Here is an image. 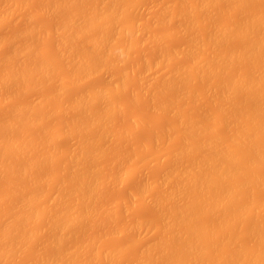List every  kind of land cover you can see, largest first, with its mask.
<instances>
[{
  "label": "rangeland",
  "instance_id": "374dc122",
  "mask_svg": "<svg viewBox=\"0 0 264 264\" xmlns=\"http://www.w3.org/2000/svg\"><path fill=\"white\" fill-rule=\"evenodd\" d=\"M19 1L20 0H7V1L6 0H0V18H3V21L0 19V21H1L0 22V60H2V57L5 60L4 62H6V60L8 61L9 59H11L12 56L15 57V59L17 57H18V59L24 57L25 54H23V56H21V57H19L20 55L17 53H16V55H19L17 57H16V55L15 56L12 55L13 51H11V48L12 49L15 48L16 45H17V48H20L23 46V44H26L28 42V46H29V43H31L30 48L34 47V49H33L34 54L35 53L36 54L32 55V57L35 56L34 57L35 60L33 61L32 58L29 59V57H30V55H29V57L26 60H24L26 57L23 58V60H24L23 62L28 64V66H29V63L32 61H33L32 62L33 66L35 64L38 67H40L41 65L42 66L48 65L50 70H49V74L47 75V78H46V77H42L41 75H39V73L37 71H35L37 73H35V72L33 73L32 72L33 70L30 71L29 70L30 66H29V69L27 70L25 67V65H26L25 64L24 68L20 66L21 69L23 68V70H21L22 73H20V75L22 77L25 76L26 79L23 78V81H22V77H18L19 79L21 78V80H18V78L16 80H18L20 83L18 81L8 82V83L6 82L7 85L3 83L4 86L6 85L5 87L2 86V84H0V122L2 120L3 123H5L4 120H7V121H10L11 123L13 121L16 123L17 118H16V116L13 117L14 114H12L11 112L14 110V113H15L18 111V110L15 111L16 108H18V107L23 108V106H24V105L23 106H18V105H22V104L26 105L29 103V106H30V103L33 104L35 102L34 100H36L37 103H41V102L43 103V104L42 103L40 104L41 107L37 106L38 107L37 108L35 106L37 103L35 102V105L34 104L33 105L37 109L34 108V106L31 107L32 110H30V108H29V110L32 112L29 111L30 112L29 113L30 119H28L27 122L25 121L26 118L25 119L22 118V121L24 119L25 122L21 121V123H18V121L21 120V119H19L17 121L18 124L16 123V125L18 127L13 126L14 128L13 127L9 128V125H8L6 130L3 129L4 132L3 131L0 132V143H1L0 144V152H2V154L7 153L5 155L4 154L1 155V153H0V155L2 156V157L0 156L1 157L0 158L1 159L0 160V168L2 167V169L0 170V176L2 175V172H3V175L0 177V194L3 193L2 195H0V219H1L0 224L2 223L0 225V227L2 228V229L0 228V234H1L0 235V250H1L0 253H3V255H0V258H1L0 264H38V263H36V260L40 264L41 261L45 263L46 261H44V260H47L48 257H50V259L52 257H53V259L55 258L53 260V261H55L54 263L52 262V259H51V261L48 259L47 261L49 262V264H50V262L53 264H56V263L61 264V262H63V260H64V262L62 264H64V263L65 264H78L79 261H84L86 264H136V262L137 263L140 262L138 264H142L143 261L145 264H149L150 262H151L150 264H171L169 262L175 258L174 257L172 259V257L178 256L175 253L176 249H178V251H179V247H177V243L179 244V242H180V244H181L180 247H181V246L185 245L183 243L184 242L183 240H185V239H183V238L188 237V238H186L187 240L192 239V238H189L190 236L187 234H186V236L185 235L183 236V234L187 232V229L189 227L193 226L192 223H196V225L194 224L195 227H193V229L190 232L200 236L201 235L200 230L203 229L202 235L200 236L201 238L199 237V239L197 240L199 242L198 244L200 246L196 242V244L199 247H201V246L204 247V248H202L203 251H201V253L203 252V254H201L199 252H198L199 254H197L199 256H197L195 254L196 255L195 258L198 261L201 260V262H203L201 264H205L206 262H207L206 264H211V263L216 264L217 260L219 261V262L217 261V263H220V261H222L224 259L223 256L227 255L229 252L232 254L234 253L233 255H235V257L236 256L238 257L240 255H241L240 257H242V256L247 257L246 255L249 253L248 250L254 251V250H257L260 245H264V237H263L264 232H262V231H264V228H263V226H264V222H263L264 221V159L259 161V159H256V157H254V158L252 157L253 160H251L252 162L249 163L250 162L249 159H251L250 157L256 155V154L253 155L254 149H257L258 146L264 148V145H263L264 144V132H263V134L262 133L258 134V131H256L257 132L256 134H258V138L255 136L257 138L256 139L257 141L256 142L254 141V143H252V141H250L251 143L249 142L250 144H248L247 141L243 142L244 141L243 140L242 142H240L237 139V143L240 142L241 144L239 143V145H243L240 147H239V145L237 146L238 147L237 150L239 151V155H241V157H243V158L245 157V159L247 161L245 160L246 161L245 162L243 160L245 163L240 164V166H237L236 169L234 168L235 170L238 171V173L236 171L235 174L236 173L237 174L236 175L233 174L234 176L232 178H230L231 176L228 178L225 177V180H223V182H224L223 185L220 184L218 186V185H215V183H214L215 187L213 186V189H214L213 191L215 193V197H217V199L219 198L218 199L219 201H223V199L225 197V200H224L225 202H227L226 197H228L230 192L227 196H225L226 194L224 195L223 191L221 190L222 187L224 188L226 185L228 187L232 186V188L235 185H236V187H239V190L232 192V195H231L232 197L229 195V199H232V201L229 200L230 205L228 207H226V208H228V210L224 207H219L216 209V207H217L216 206L215 208H213V209H215L214 214L213 213L209 214V211L210 212L212 211V210H209V211L207 210V208H208L207 205L210 206V202L204 201L202 198L203 196H202L201 199L204 201V205H206L208 203L206 205L207 211L205 209L201 210L200 212L202 214H199L200 212L197 214V216L199 218H197V216L196 217L193 216L191 224H187L184 222V224H185L184 225L182 222V225H180L179 223H181V221H179L177 229H175V231H176L175 235L174 234L172 235L175 237H173L171 240H169V242L167 239L168 236L165 233L167 230H170V229L167 228L165 231L164 228H166V227H163V228L161 227V225L164 226V222L167 220H165V218H163L165 221L163 219H161L163 216L159 217L162 212H163L162 214L164 215V211H168L169 208L171 209L172 204L174 205V203L170 197V195L172 194L171 190H174L177 188L180 189V187L176 186L177 188L175 187L174 189L170 190V188H173L172 185L175 186V184H178L180 182V179H181V178L180 179L178 178V177H180L179 175L181 174V173H179L178 177H177L179 179L178 180L179 182L175 180V178H176L175 177L174 180H175V182H178V183H175V184L173 183L174 182L173 176L176 175V174H174L175 169H176V168L175 169L173 168L174 165H175V167L179 166L180 168H183L186 171L185 168H189V167L192 168L191 167L192 165H190L191 164L190 161H193V164H194V160L197 158H200L201 155H202V157L204 155L208 157V155L210 153L209 148L212 146H210L209 140H207L208 142L205 141L206 139H211L212 137H214V138L216 137L215 139L217 140L216 141L217 143L214 142V140L211 141V143L214 142V146H215V144L219 143L218 144V146L220 147L219 150H222V151H219L218 148L217 149L214 148V149L216 151L223 152L224 148H226V150H227V147L225 145H227L226 142L228 141V139H229L228 145L230 146V144H232V141L230 142V140H231L230 136L233 140H235V138H234L235 136H237V138H239L238 136H240L239 140H241L242 136L245 135V134H241V132L244 129L248 128V126H249L248 121L250 119H252L253 117L254 118L256 117L255 118L256 124L258 122L257 118H259V120L263 119L262 121H264V113L262 112L261 114H259V112H258L259 115L258 114L255 115L256 110H253L254 108H251V106H253V104L255 103V100L258 102V100L261 99V98H259V96L256 97V95L251 96L252 95L251 90H253L251 85H250L251 86L250 87L251 92L249 91V89L248 90L245 89L244 86L242 88H238V86H237V88H236V85L235 86L233 85L234 86L233 89L236 88L237 92L234 90L233 93L234 92L235 93L232 94L228 99H226L227 94L224 95L222 92H220L221 90L219 91V89H216V88H220L222 81H224V83H222V85L225 84V82L227 81V80H223V78H225V79L229 78V80H230L232 78L234 79L237 75H239V77H240V74H241V77H245V76H243V74L248 75V72L251 75H253V74L255 75V73H253V72L255 71L256 66L259 67L261 65V63H264V54H263L264 51L262 53H260L261 55L257 54L258 56H254V57H253V55L248 56V57H252V59L251 58L243 59V57H242V59L232 58L233 62H231L227 66V63H229V61H231V60L227 61L226 62L227 68H224L223 70L221 69V68H223V64H224V63H221V62H224L222 56H221V59L223 61H221V62L218 59L220 56L219 57L217 56L218 58L215 57L219 60L217 62H216L214 57H210L212 59L214 58L215 62H214V60H213V62L215 65L217 64L216 66H218V68L220 65H222L220 67L221 71H219L220 69L218 70L217 67L215 66L216 67L215 71L216 72H217V70L219 71L217 74H214V73H216V72H214V69H215L214 66H213L214 69L212 70L211 75L209 73V70H211V69L210 68L205 69L207 67L205 63H204L206 66L204 68L205 71H202L203 65H204L203 64L200 73H199V71H197V66H196L200 62H204L205 60L208 61L210 59L209 56L212 55L214 52L216 53V51L222 52L223 50L225 51L228 49V51H226V52H229L230 48L232 50L236 48L239 51V48L242 50L244 49L243 47H244L246 42L249 43L253 39H256L257 41H259L261 32L263 33V34H261V36L262 35L264 36V22L261 23L264 20V14H263L264 13V0H246V1H244L245 3L242 1L244 6L242 3H240L241 0H240V2L238 0H237V2H236V0L235 1L234 0H229V1L228 0H223V1L218 0L219 4L215 3L214 5H212V9H211L212 12L209 11L210 13H208L207 12L208 10L206 11V9H205V11L207 12L205 14L199 13L200 10L204 9V8L201 9L200 6H199V8H200L199 11H196V13H193V12L191 13V9L193 7L196 10V8H195V7H197V6H195L196 2L198 4V1H196V0H195L196 2H194V0H191L192 1L191 3L188 0H120V1L119 0H113L114 2L116 1L115 3L113 1L109 0L110 1L109 2L107 0L108 2L106 1V4H105L104 0H102V1L101 0H95L96 2L94 0H82V1L77 0L75 5L69 4L65 10L63 9L64 11L60 9L61 11L55 12L53 14V16H52V14L49 15L48 12H46L47 10H45L47 15L43 11L44 9L42 8L43 7L42 5H43L44 1L46 2V0H44V1L43 0H24V1H22L23 3H21V4ZM50 1H52V0H50ZM61 1H63V0H61ZM102 2H103V4H102ZM238 2H239V5H238ZM16 3H18V4H16ZM79 3H81V6ZM107 3H108V7H106V9L111 8V6L109 4H111V5L114 4L113 6H115L112 8L113 9L112 15H110L112 13V12L110 13V11L108 13H106L107 16H106V14L102 15V12L104 11V10H102L100 15L90 16V14L95 12V10L98 9L101 4H102L101 7L103 9V8H105L104 5L106 6ZM192 3H193V7L188 11L189 13L187 14V16L186 15L183 16V14L185 12H187L188 8L192 6V5H190ZM213 3H214V1H213ZM4 4H5V6H4ZM13 4H15V5L13 6ZM94 4H95V6H94ZM118 4H120V6ZM211 4H212V2H211ZM232 4L234 5V7ZM96 5H98V6H96ZM185 5L186 6L190 5V6L185 8L184 7ZM235 5H236V7L237 6L238 7L236 8ZM116 6H117L118 10L115 9ZM7 7H8V11L6 14H4L3 11ZM45 7H46V4H45ZM76 7L77 8L79 7V8L75 9ZM163 7H165V9H166V11H165L166 13H168L167 10H170L171 12L174 11V12H172V14H170V15L168 14V16L165 17V15H167V14H165V12L163 11L164 10V9H162ZM183 7L185 8L186 11L183 12V14H181L182 16H180V15L178 16V14L183 11L182 10ZM207 7H210V6H207ZM2 8H4V9H2ZM71 8L72 9L74 8V9L72 10ZM234 8H236V10ZM80 9H82V10H80ZM114 9H115V12H117L116 16H115ZM207 9H209V8H207ZM109 10H111V9H109ZM160 10L164 12V14H165V15L163 14L164 17L161 15L162 12ZM213 10H215V11H213ZM41 11H43V12H41ZM176 11H177V15H176ZM252 11H254V12H252ZM67 12H69V13H67ZM197 12L199 13L198 16L196 15ZM200 12H202V11H200ZM2 13H3V15H2ZM72 13L76 14L77 16L80 14L83 16V18H84V16H89L91 22L93 21L92 22L94 24L93 27L95 26V23H96V26L94 28L93 27L90 28V30H89L86 27V26H88L89 20L85 19L88 22L85 21L84 19L80 20V21L78 20V22H77L78 25L73 26V28L75 27L73 29L74 31L72 30V28H69V29L64 31V33L66 34L65 35L66 38H68V41L65 38L66 39L65 41L68 44L65 43L66 45H64L63 44L64 42L62 41L63 42L62 43L60 41L62 38L61 39L59 38L60 36L61 37L64 36V33L62 34V33L57 31L58 34L60 33L61 35L59 34L60 35L59 37H58V35L55 36L56 32L53 31L52 28L54 26H56V24L60 25L61 23L59 24V22H62V21L64 22V20H65L64 18L67 19V17H63V15L70 17V15ZM246 13H249L248 18L250 20H252L251 17H253V13L256 15L259 14L260 17H262V19H261L262 21L260 23L257 22L255 27L253 26L254 31L252 29H250V30H252L253 35L250 34L248 37H243L241 35V37L239 38V35L241 33H239L240 30H238V29H240L242 26H239V25L237 26V28H238L237 33H239V35H237V36H236V33H234V32H236V30L234 32H233V30L236 29L235 26L237 24H240V22L243 19H245V17H243V16ZM57 14L58 15L60 14V15L58 16ZM108 14L110 15L111 18L108 17L109 16ZM101 15L104 17H102ZM31 16H33V18ZM161 16L163 18H160ZM48 17H50V18H48ZM59 18H60V20H59ZM103 18H105V20L101 21ZM187 18H189V21H186ZM27 19H28V21H27ZM106 19H108V20H106ZM239 20H241V21H239ZM99 21L102 23H100ZM233 21L235 23H236V21L237 22L239 21V22L236 24L234 23L233 26L234 25L235 26H234V28H232L233 30L230 31L229 29H231V28H228V26L231 27L229 23H231V22L233 23ZM104 22H106V23H104ZM80 23H83L85 25H83V24L81 25ZM107 23H109L108 27L105 28V25L107 26ZM32 24H33V26H32ZM99 24L102 25L104 28L102 26H101L102 28H100ZM103 24H105V25H103ZM112 24H113V26H112ZM226 24H227L228 30L230 32H233V33H230L231 34L230 36H228V34L226 33L228 36L227 37L228 41H227V39H225L226 34L223 33V35H224L223 39H225V40H222L220 38V41L222 40L223 42L220 43L219 40H217V44H218V42L220 44L217 45L215 42L216 45H214V46H213V44H210V42H207L210 44V46H208L209 44L207 45L205 42H206V40L208 41V39H209L208 36L213 34V30L215 29V27L218 26L216 28V30L217 29L221 30V28L225 27ZM262 24H263V26H262ZM51 25H52V28H50ZM240 25H242V24H240ZM136 26H137V28L138 27L139 28L137 29ZM111 27H112V30H111ZM133 27L136 30L133 31V29H134ZM143 27H145V28H143ZM95 28H97V30H94ZM55 29H56V27H55ZM101 29H105V30L109 31V32H107V34L110 32L111 33L108 34L109 37H107V34H106V37L108 39L107 40L105 39V43H106V41H107V43L106 44L103 43L104 45H102V47H100V49L101 48L102 49L100 50L98 48L101 51L100 53H102V54H100L101 55L100 58H98L99 57V56H97L98 54H95L97 59H99L97 61L96 58L94 59V57H95L94 52L96 51V53H97L98 51H97V48H95V46H93V45L98 40L100 33H101L100 32ZM36 30H38V31H36ZM113 30H114V33L112 34ZM216 30H214V33H216L215 32ZM250 30H249V32H250ZM24 31H27L26 33H29V31H30L31 36H32V33L34 32V36H32L31 38H30V36L26 37L28 34H26V36H23V35L21 36L20 33L22 34V32H24ZM49 31H51V33H53V32H55V33L50 34V33H48ZM81 31H83V32H81ZM222 31H220V33L217 32V34L218 33L222 34ZM85 32L88 33L87 37H86ZM89 32H90V34H89ZM155 32H157V33H155ZM72 33H74L73 36H72ZM209 33H211V34L209 35ZM17 34L20 35V37L18 36L19 37L18 40L14 36L16 38L15 39L13 37L15 40L12 39V41H8V40H10V38L13 35H17ZM94 34L96 37L94 36ZM205 34H206V36H205ZM75 35L77 37H75ZM91 35H92V37H91ZM157 35H159V37ZM82 37H84L85 39ZM156 37H158V38L156 39ZM213 37H214L213 40L218 38L217 36H215V34ZM213 37H211V38H213ZM86 38L89 40H87ZM90 38H91V40H90ZM93 38H94V40H93ZM150 38H152V39L150 40ZM229 38H230V40H229ZM194 39L198 43H200L199 46H197V47L195 45L193 46V47H195L194 53L196 52V54L193 53V50L191 51V49L193 48L191 45H193L194 43L191 44L190 42L191 41L194 42L195 41ZM261 39L263 41V38H261ZM5 40L8 42H6ZM81 40H83V41H81ZM256 40H254L253 43H256L257 42ZM92 41H93V43H92ZM211 42H212V40H211ZM240 42H242V43H240ZM33 43H35V44L33 45ZM88 43H90V44L88 45ZM198 43L196 44V42H195L196 45H198ZM247 43L245 46H247ZM82 44H85V46ZM189 44H190V48H187V46ZM240 44H241V46H243L242 48H241ZM12 45H14L15 47L14 46L12 47ZM58 45H60V46L62 45V46L60 47ZM225 45L227 47H224ZM250 45H252V44H248V46H250ZM92 46L94 47L93 49H92ZM25 47H26V45H25ZM63 47H64V49H62ZM67 47H70V48H68L69 50L68 49L66 50ZM82 47H83V49L84 48L85 49L82 50L81 49ZM198 47H199V50H198ZM89 48H91V49H89ZM86 49H87V51H86ZM186 49L189 50L188 53H186L187 52ZM92 50H94L93 53H91ZM14 52H15V50H14ZM14 52H13V54H15ZM83 52H84V54H87V55H84ZM221 52H219V53H221ZM162 53H163V55H162ZM81 54H82V56H81ZM184 54L185 55L190 54L189 55L190 57L188 55L185 56ZM217 54H218V52H217ZM223 54H225V53H223ZM223 54L221 53V55H223ZM88 55H90V56H88ZM166 55H167V59H170V60H167L165 58ZM171 55H172V58H171ZM262 55H263V57H262ZM27 56H28V54H27ZM77 56L80 58H78ZM83 56H85L86 58L84 57V59H82ZM198 57H199V60H200V57H202L205 60L203 61V59L201 58L202 61L198 62V60H197ZM189 58H191V59H189ZM207 58H209V59H207ZM237 58H239V57H237ZM261 58H263V59H261ZM36 59H38V60H36ZM81 59L83 61L84 60L87 61L86 64ZM91 59H92V61H91ZM164 59H166V60H164ZM253 59H254V61L252 62ZM79 60L82 62H80ZM93 60H94V62H93ZM256 60H258V61L256 62ZM13 61H15L17 65H19L17 62V59L16 60L13 59ZM21 61L22 60H20L19 62H21ZM43 61H44V63H43ZM4 62L0 63V78H1V76L5 75V73L7 71L6 69L10 70V68H8V66H9L8 63L10 61H8L7 64ZM79 62H80V64H79ZM194 62H195V66H196V72L194 71L195 68H194V65L192 64ZM218 62H220L219 65H218ZM3 63H4V65H3ZM50 63H51V67L49 65ZM91 63L93 66H91ZM145 63H146V65H148L147 67H146ZM16 64L14 63L13 65H15L16 68L19 67ZM98 64H100V66ZM191 64L193 67H191ZM208 64H210L209 61H208ZM77 65H79L77 67L78 69L76 68ZM82 65L84 66L83 68L80 67ZM85 65H87V66L85 67ZM212 65L213 64L211 62L210 67ZM224 66H225V64H224ZM87 67H88V69H86ZM95 67H97V68H95ZM184 67H186V68H184ZM188 67L191 69L189 70ZM200 67L201 66H199L198 70H200ZM208 67H209V65H208ZM4 68H6V69H4ZM81 68L83 69V71ZM187 68H188L189 72H187ZM260 68H261V66L259 67V69ZM18 69H20V68H18ZM18 69H16V70H18ZM146 69H147V73H146ZM251 69H253V70H251ZM16 70L13 69V71H16ZM78 70H81L82 72L78 71ZM85 70H86V72H88L90 70V72L89 73L85 72L86 73L85 74L84 73ZM177 70L180 72L181 77H178V75L173 76V74L175 72L178 73ZM192 70L194 71L193 74H191ZM13 71H9V72H13ZM185 71L187 72V75H186ZM238 71L239 72L242 71V73L240 72V74H239ZM250 71H253V72L251 73ZM23 72H25V73H23ZM127 73H128V75H126ZM183 73L185 75L184 78H186L185 80L182 79ZM26 74H28V77H26L27 76ZM137 74L139 75V77H140V75H142L140 79H139V77H137L138 76ZM180 74H179V76H180ZM207 74L209 76H206ZM229 74H230V76H229ZM165 75H167V77ZM171 75L173 76L174 79H170L172 77ZM217 75H220V76H217ZM256 75H255V78H254V76L253 77L250 76V78H252V80L250 78H247V79H249L248 83H251L253 81L256 83L257 80H259L258 78L256 80ZM29 76L32 78L31 80H30ZM257 76H259V75H257ZM36 77L37 78L39 77V78L37 79ZM164 77L166 78V80ZM236 78H238V77H236ZM259 78H260V76H259ZM27 79L29 82H31L34 79L33 84H31L32 82L31 83L27 82ZM181 79H182V81H181ZM24 82L27 84L25 85ZM170 82H172V83H170ZM212 83H213V85H212ZM214 83H215V85H214ZM13 85L15 87L17 85L18 86L16 88H14ZM244 85H246V84H244ZM30 86L33 88L31 89ZM164 87H166V88H164ZM224 87H226V86L223 85V87L221 89L223 90ZM230 87H231V85H230ZM153 88L155 90H153ZM188 88H190V91L188 90ZM207 88H209V89H207ZM143 90H144V92H143ZM184 90H185V92L183 93L182 91H184ZM208 90H209V92H208ZM212 90L214 91V94L212 93ZM217 90H218V92H220L224 96H226V98L222 94L221 95L223 97L220 96V94L217 92ZM96 91H99V93L102 92L103 94H101V96H97L98 92H96ZM177 92H179V93H177ZM229 92H231V91H229ZM249 92L251 94L250 97H253V99H254V100L252 99V101L250 100L252 105H250V103H248V101H247L248 99H246V98H249ZM253 92H256V91L253 90ZM5 93L6 94L9 93L10 95L8 94L9 96L7 95L8 97L5 98L6 97ZM89 93H91V94H89ZM156 93H158V94H156ZM164 93H166V94H164ZM259 94L261 97L262 96L261 93H259ZM87 95L90 97H88ZM228 95H230V94H228ZM180 96H181V98L179 99ZM3 97L5 98V100L7 99L6 102L4 101ZM39 97H42V98H39ZM231 97H233L232 100H231ZM86 98H87V100H86ZM90 98H91V100H90ZM219 98H220V100H219ZM262 98L264 99V96ZM37 99H39V102ZM80 99H81V101L83 100L82 105H81L82 107L76 106L77 101H79ZM172 99H173V101H172ZM43 100L45 103L43 102ZM84 100L87 101L86 105L84 104L85 103ZM158 100H160V101H158ZM226 100H227V102H226ZM229 100H230V102H229ZM154 101H156V102L154 103ZM169 101H171V102H169ZM231 101H232V103H231ZM261 101H262V99H261ZM223 102H225V104ZM235 102H238V104H239L236 107H235V104H237V103H235ZM245 102H247V103H245ZM257 102H256V105H254L256 107H257ZM263 102H264V100H263ZM151 103H153V104H151ZM163 103H165V104L163 105ZM16 104H18V105H16ZM226 104H227V106H226ZM229 104L230 105L233 104L234 107L229 106ZM12 105H13V107H12ZM262 105H264V103ZM219 106H220V109H219ZM85 107H86V109H84ZM247 107L249 108V110ZM226 108H227V110H226ZM41 109L43 110V112ZM79 109H81V110H79ZM244 109H246V110H244ZM39 110H41L42 113H40ZM225 110H226V112H224ZM19 111H18V113H19ZM86 111H87V113H86ZM246 111H248V112H246ZM257 111H259V110H257ZM238 112H240V113L238 114ZM31 113L34 115L32 116ZM79 113H82L81 115H83V113H84L83 116H85V117L81 116ZM177 113H180V114H177ZM37 115H39V116H37ZM178 115L181 116L182 118H180ZM223 115H224V117H223ZM232 115H234V116L237 115V116L234 117ZM241 115H243V116L241 117ZM246 115H247V117H246ZM1 116H2V118H1ZM98 116H100V117H98ZM220 116H221V118L223 117V121H221L222 120L221 118H218L221 121V123L219 124L218 120L216 121V119H217V117H220ZM229 116H230V118L228 119ZM38 117H39V119H38ZM243 117H245V118H243ZM248 117H249V120H248ZM12 118L13 119L16 118V121L15 120L12 121ZM36 118H37V120H36ZM92 118H93V120H92ZM180 119H181V121H180ZM186 119L187 120H191V119L194 120L195 119L194 121H196L197 119H200L201 120L200 125L203 126L204 127V128L202 127L203 130H205V131L202 130L199 132V134H196L195 135L196 138L192 137L193 140L190 139L191 138L190 137L188 142H186V140H188V138L185 140L186 135L184 136L185 137L184 140L182 138L183 137L182 134L184 131L183 132L181 131L182 133H179V134L177 133V132H179V130H178L179 127L181 129L183 124L188 122V121H185ZM235 119H237V120H235ZM31 120H32L33 124H31ZM233 120H234V122H233ZM252 121H254V119H252L251 122ZM34 122H37V124ZM94 122H96V123H94ZM235 123H237L238 125L236 124V126H235ZM260 123L261 122H259V126L262 127L260 125ZM262 123H264V122H262ZM2 124H0V125H2ZM21 124H22V126H21ZM189 124H190V122H189ZM198 124H199V122H198ZM198 124L196 126L199 130L201 128H199ZM251 124H253V123H251ZM256 124L254 125V127H256ZM187 125L188 124H186V126ZM191 125L192 124H190V126ZM227 125L228 126L230 125V126L228 127ZM262 125H264V124H262ZM186 126H185V129H187ZM190 126H189V129H191ZM213 126H215V127H213ZM243 126H245V127H243ZM0 127H2V126H0ZM197 128H196V130H197ZM241 128L243 129L242 131L240 130L241 132H239L241 135L238 132H236V134L238 133L239 135L238 134L234 135L235 131L238 129H241ZM256 128L257 129H255V130H261L260 128L258 129V125ZM10 129H13L12 130L13 132ZM250 129L246 130L245 132L243 131V132L248 133L247 131H250ZM252 130L254 131V129H251V131ZM188 131L189 130L185 131L184 133L187 134L186 132H188ZM253 131H252V133H248V134L249 135L254 134ZM190 132H191V130H190ZM193 132H194V129H193ZM193 132H191V133H193ZM230 132H232V133H230ZM10 134L11 135L13 134V137H11ZM201 134H203V136H201ZM211 134H213L214 136ZM232 134L234 136H232ZM197 135H199V136H197ZM260 135H262L263 137H261ZM187 137H189V135ZM201 137H202V139L204 138V140H202ZM252 139H253V137H252ZM10 140H12L11 144L9 143ZM16 140L17 141L19 140L18 143L21 140L24 143H25L24 140H27L26 143H28L30 141L32 149H29L30 148V145H29V146H27V147H29V148H27V150H25V151L22 150L19 152L17 150V148H14V147H16L15 145L18 144L16 142ZM200 140L205 141L206 144L204 143V145L206 146L205 150L207 153L204 152L203 150H201L202 148L204 149L205 146L202 144L203 142L202 143L200 142ZM259 140H260V142H259ZM192 141H193V143H192ZM7 142L9 143V145L7 144ZM184 142H186V143H184ZM197 142H199V143H197ZM229 142H230V144H229ZM220 143H222V144L220 145ZM223 143H224V145H223ZM237 143L234 144V142H233V146L234 145L236 146ZM255 143L257 144L256 148L252 146V144L254 145ZM186 144H188L189 147H191V150H189V151L187 150V149H190L188 146H187V149H182V148H185ZM193 144H194V148L192 149ZM197 144H200L201 146H204V147L201 148L200 145L197 146ZM260 144H262V146ZM250 146H251V148H250ZM3 147H5V148H3ZM215 147H217V145ZM6 148H7V151H6ZM199 148H200V150H199ZM231 148L232 147H230V149ZM262 148H260V149L264 150ZM230 149H229V152H231ZM247 149L248 150L251 149L252 151L251 150L248 151ZM9 150H10V152H9ZM85 150H87V151H85ZM231 150L234 151L233 148ZM237 150L235 149V151H237ZM46 151H48V153ZM213 151L211 149V153ZM24 152H26V153H24ZM203 152L206 153L207 155L202 154ZM86 153H89V154L87 155ZM195 153H196V155H195ZM255 153H256V151H255ZM181 154H183V156H180ZM231 155H232V152H231ZM9 156H10V158H12V160L10 158H8ZM247 156H249V157L247 158ZM173 157H175V158H173ZM177 157L178 158L180 157L178 161H177V159H178ZM233 157H234V155H233ZM211 158H213V157H211ZM237 158H239V157H237ZM200 159L202 161V158H200ZM16 160L18 162H16ZM27 160H30L31 162H29ZM240 160H241V158H240ZM174 161L177 163V165ZM179 161H181V162H179ZM221 161L223 162L224 159ZM24 162H26V163H24ZM28 162L32 163L33 165L30 166V169L28 168L27 172H25L26 170L24 172L21 170H18V171H11L10 170V167L12 164L19 166L17 168L20 169L21 167L24 166V164L25 165L29 164ZM187 162H188V165H187ZM195 162H196V160H195ZM197 162H199V160ZM208 162L207 163L201 162L202 163L201 166L203 165V167H204L206 164H210ZM225 162L226 161H224V163ZM239 162H237V163H239ZM71 163H72V165H71ZM211 163L213 164V162H211ZM215 164L213 166H215ZM219 164H220V162H219ZM230 164H231V167L236 166V165H233L236 163H233V164L230 163ZM197 165H198V167L201 168V166L198 163H196V164H194L193 169ZM227 165H228V163H227ZM210 166H211V164H210ZM213 166L211 168H209L208 166H207V168L204 167L205 168V169H203L204 175H205V172L207 171L206 169H208V170L212 169ZM4 167H6V168H4ZM70 168H72L71 169L72 171L70 170ZM169 168H170V170L174 169V173L172 171L170 172ZM193 169H192V171L196 172ZM195 169L200 170L199 168H195ZM178 171L182 172L183 170L178 169ZM178 171L176 169V173H178ZM189 171H191V170H189ZM209 171H211V170H209ZM19 172H22V174L20 175ZM199 172H203L202 169ZM10 173H11V175H10ZM167 173H169V174H167ZM172 174H174V175L172 176ZM208 174L210 175V172H208ZM208 174H206V176H208ZM13 175H16L17 177L16 176L12 177ZM167 175H168V177H166ZM200 175H202V173H200V174L197 173V177L198 176L202 177ZM204 175H203V177H206ZM8 176H9V178H8ZM81 176H83L85 178L81 179ZM92 176H94L93 179H92ZM15 177H16V179H15ZM162 177H163V180H162ZM166 178H168V179H166ZM100 179L102 182L99 181ZM198 179L203 180L205 178H197L196 179L197 182L194 181L195 184L197 183V185H198V182H199L200 183L199 185L202 186L201 182H203V181H199ZM222 179L223 178H221V180L215 179V181L218 183H222ZM228 179H230V180H228ZM160 180H162V181L160 182ZM218 180H220V181H218ZM95 181H96V183H95ZM156 181H157V183H156ZM182 181H184V180H181V182ZM153 182H154V184H153L154 186L152 185ZM164 182H165V184H163ZM181 182H180V184H181ZM188 182L189 181H187V184H188ZM226 182H227V184H226ZM14 183L16 184V186H13V185H15ZM89 183H90V185H88ZM91 183H92V189L91 188L89 189V187H91ZM101 183L103 185H100ZM182 183H185V181ZM218 183H216V184H218ZM77 184H79V185H77ZM167 184H168V186H166ZM195 184H193V185H195ZM7 185H9V186H7ZM74 185L76 186V189H75ZM94 185H96L97 188ZM156 185L157 186L159 185L160 187H157ZM161 185L162 186L165 185V187L164 186L162 187ZM182 185H180V186H182ZM199 185H198V187H199ZM221 185H222V187H221ZM12 186L14 188H11ZM61 186H63L64 188ZM82 186L86 187V188H81ZM137 186H139V187H137ZM169 186H170V188H169ZM178 186H179V184H178ZM188 186H184V187L187 188ZM240 186H242V187H240ZM161 187H162V189H161ZM184 187H182V188H184ZM216 187L218 189L217 190L218 192L217 191L215 192ZM140 188L144 189V190L141 191ZM186 188H185V192L187 194H185V195L189 196V197H185V195H184V197L183 198L181 197V198L184 199L185 201H186V199H188V201H191L192 198H193L192 201L197 200L195 197V195H196L195 193H197L196 196L198 197V189L199 188L196 190V188L194 186L193 191L196 190L195 193L194 192L191 193L192 190L190 192H187V190L189 188H187V189ZM17 189H19V190H17ZM77 189H79V190H77ZM83 189H86L87 191L83 190ZM136 189H137V191H136ZM7 190H8V192H7ZM76 190H77L78 195H76L77 194ZM88 190L89 191L92 190V194ZM99 190H100V192H98ZM16 191H17V193L14 194ZM81 191H82V193H81ZM93 191L95 192V194ZM161 191H162V193H161ZM213 191H212V193H213ZM6 192H7V194L4 195V193H6ZM73 192L76 193L75 194L76 196L74 195ZM169 192L171 194H169V196H168ZM58 193L60 195H58ZM199 193L202 194V191H199ZM22 194H24V196H22ZM62 194H64V196H62ZM137 194H139V195H137ZM180 194H182V193L180 192ZM180 194H179V196H181ZM31 195H34L35 200L29 209L30 213H31L30 218L27 220V218L29 217V216H27L26 220L25 221L23 220V223L18 222L13 227V235H12L13 237H11V238L3 237L1 231H3L4 229H7L5 226L8 227V221L15 219L16 215H19L20 212L22 211V209L24 208L23 207L24 201H22L21 199L23 198V200H24V198L26 199L28 196H31ZM87 195H89V196H87ZM158 195H161V196H158ZM202 195H204V194H202ZM85 196L87 198H85ZM171 196L173 197L174 195H171ZM176 196H178V195H176ZM192 196H194V197H192ZM220 196H221V198H220ZM20 197H22V198H20ZM94 197H96V198H94ZM164 197H165V199H164ZM211 197L212 196H210L209 198H211ZM93 198H94V200H93ZM152 198L158 199L156 202H157V204H160V205H157L155 203L154 199H153L154 203H152ZM168 198H169V200H167ZM178 198H180V197H178ZM175 199H174L175 205L173 206V208L174 207L175 208L173 209V211H176L175 213H178L177 210L180 207V205H182L181 207H183L182 202L184 200L182 201L181 199H179V200H181V201H179V203L180 202L181 203L179 204V206H177L176 204L178 203V201ZM211 199H213V198H211ZM170 200L172 201V203ZM198 200H199V198H198ZM202 200H201V204L203 203ZM194 202H196V201H194ZM198 202H196V203L198 204ZM205 202H207V203H205ZM12 203H14V204L12 205ZM163 203L166 205H164ZM185 203L187 205V202H185ZM91 204H92V207H91ZM201 204L199 202L198 205L201 206ZM188 205H189V203H188ZM188 205L185 207H188ZM154 206H156V208H158V210ZM164 207H166V208H164ZM195 207H196V205H195ZM203 207L205 208V206H203V204H202L201 209ZM91 208H93L92 209L93 211H91ZM176 208H177V210H176ZM197 208L199 211V209H200L199 206L196 207V210H197ZM209 208H211V206ZM96 209H97V211H99L98 212L99 214L97 213ZM180 209H179V212L182 210V209L181 210ZM221 209H222V211L225 209L226 210L223 211V213H222ZM107 210H109V211L105 213V211H107ZM183 210H186V208ZM204 210H205V212H204ZM169 211H168V213L170 214ZM219 212H220V214H218ZM30 213H29V215H30ZM7 214L10 216L8 217ZM165 214H167V212ZM172 214H174V212H172ZM172 214H170L171 217H172ZM212 215L213 216L215 215V216L212 217ZM19 216H17V217H19ZM156 218H158V219H156ZM168 218H169V216H168ZM6 219H8V221H6ZM160 219L163 220L164 222H162V221L160 222ZM221 219H223V220H221ZM138 220H142V221H139L140 224H139ZM259 220H261V221H259ZM133 221H134V223H133ZM4 222H6V223H4ZM54 223L56 224L55 226L53 225ZM135 223L137 224V226L140 225L141 228H139V226L134 227V225H136ZM160 223H163V224L160 225ZM131 224H133V225H131ZM174 224H177V223H174ZM63 225H64V227H60ZM165 225H167V224H165ZM201 225H202V227H201ZM168 226H169V224L167 225V227ZM197 226L200 229V230L199 229H197V230H199L200 232L195 231ZM255 226H257V227L260 226L259 228H262V230L260 231V229H259L258 232L256 233L255 231L257 230V227H255ZM65 227L66 228L68 227V228L66 229ZM128 227H129V229L131 227H133V228H131V230H129V229H127ZM147 227H149V229H147ZM159 227H161V228H159ZM173 227L175 228L176 225ZM254 227H255V229H254ZM64 228H65V230H63ZM169 228H171V225L169 226ZM184 228H187V229H185V232L183 231L184 232L183 233L181 230H184ZM134 229H136V230H134ZM188 230H190V229H188ZM204 230L205 231L209 230L211 233L205 232ZM249 230H250V232H249ZM112 231H113V233H112ZM163 231H165V233ZM172 231L174 232V230H172ZM172 231H169V232L172 233ZM252 231H254L256 234L252 233ZM169 232H167L168 235H169ZM199 233H200V235H199ZM178 234H180V235H178ZM25 235H27V236H25ZM62 235H64V236L62 237ZM160 235L164 238H162ZM54 236H56L57 239ZM208 236H209V238H208ZM93 237H95V238H93ZM156 237H158V239ZM169 237L171 238V236H169ZM259 237L263 238V240L259 239ZM14 238H16V239H14ZM54 238L56 240H54ZM61 238H63V239H61ZM91 238H93V239H91ZM206 238L208 240L211 239L210 240L211 242L206 241ZM221 238L223 240H221ZM227 238H228V240H226ZM252 238L253 239L256 238V240H253ZM86 240H87V242H86ZM89 240L93 241V243L91 242V244H90ZM94 240L96 243L94 242ZM187 240H185V243ZM212 240H213V243H212ZM3 241L7 242V243L5 244ZM11 241H13V242H11ZM159 241H161V242H159ZM181 241H183V242H181ZM259 241L261 244L259 243ZM1 242L3 243V245ZM88 242H89V244H88ZM172 242H173V244H172ZM83 243H87V244H83ZM150 243H151V245H150ZM211 243L213 245H210ZM215 243H217V244L215 245ZM81 244H82V247H85L84 248L85 250L81 247ZM162 244H164V245H162ZM205 244H207V245H205ZM5 245H6V247H5ZM85 245H87L88 247ZM89 245L91 246V248ZM118 245H119V247H118ZM148 245H150V246H148ZM79 246H80V248H79ZM8 248L9 249L12 248V250H11L12 252L9 255L5 254V252H4ZM113 248L116 249V250H114L115 251L114 253L119 251L118 253H116L117 256L115 254L112 255L113 258L115 259L114 261H112L113 258L112 259L110 258V257H112L109 253L110 251L108 252V249L113 250ZM119 248H120V250H119ZM182 248L183 247H181V250H183ZM260 248H262V246ZM52 249L55 251H52ZM86 249H88V250H86ZM174 249H175V251H174ZM205 249H207V250H205ZM236 249H238V250H236ZM105 250H106V252H105ZM148 250L149 251L151 250V251L148 253ZM155 250H157V251L155 252ZM241 250H244V251L242 252ZM58 251H59V253H58ZM161 251L164 254H162ZM178 251H177V253H178ZM231 251H234V252H231ZM251 251H250V253H251ZM184 252H182L181 254L185 255L186 252L185 253ZM188 252L192 253L193 251L191 252L189 250ZM140 253H143V254H140ZM146 253H148V254L146 255ZM159 253H161V254H159ZM172 253H174V254L172 255ZM60 254L62 257L60 256ZM67 254H68V256H67ZM92 255L94 258L92 257ZM94 255L97 256L98 258L95 257ZM139 255H141V256H139ZM160 255H162V257ZM184 255H179V257L180 256H181L180 258L183 257L182 258V260H183ZM187 255H189V254H187ZM156 256H158V257H156ZM4 257H6V258H4ZM187 257L188 256H186L185 258L188 260L190 257H188V258ZM107 259H109V260H107ZM137 259H139V260H137ZM140 259H142V260L145 259V260H143L141 263ZM186 259H184L182 262H180L181 261L180 260L179 261L180 264H182L183 262L185 263ZM67 260H68V263H67ZM93 260H94V262H93ZM146 260H147V262H146ZM189 260L187 262L192 264V262H190ZM42 262H41V264H43ZM89 262H91V263H89ZM187 262L185 264H188ZM220 264H222V262ZM226 264H228V263H226Z\"/></svg>",
  "mask_w": 264,
  "mask_h": 264
},
{
  "label": "bare ground",
  "instance_id": "6f19581e",
  "mask_svg": "<svg viewBox=\"0 0 264 264\" xmlns=\"http://www.w3.org/2000/svg\"><path fill=\"white\" fill-rule=\"evenodd\" d=\"M6 1H7V0H6ZM22 1H24V0H20V1H19L20 4L23 3ZM43 1H44V0H43ZM76 1H77V0H63V1H61V0H60V1H59V0H57V1H56V0H54V1H53V0H52V1H50V0H46V2L44 1L43 5H42V4H41V5L43 6L42 8L44 9L43 11H44V13H45L46 15H47L46 12H48L49 15L52 14V16H53V14H54L55 12H57V11H61V10H63V9L65 10L66 7H67L69 4H74V5H75V4H76ZM81 1H82V0H81ZM94 1H95V0H94ZM101 1H102V0H101ZM106 1H107V0H104L105 4H106ZM108 1H109V0H108ZM108 1H107V2H108ZM110 1H113V0H110ZM110 1H109V2H110ZM119 1H120V0H119ZM188 1H189L190 3L192 2L191 0H188ZM188 1H187V2H188ZM196 1H198V4H197ZM196 1L194 0V2H196V5H195V6H197V7H195L196 10H195L194 7H193V3L190 4V5H192L191 7H189L190 5H188V6L185 5V6H184L185 8H186V7H189L188 10H187V12H185L186 10H185V8L183 7V9H182L183 11H182V12L180 11L181 9L179 10L181 13H179L178 16H179V15L182 16L181 14H183V12H185V13L183 14V16H184V15L187 16V14L189 13L188 11H189L192 7H193V8L191 9V13H192V12H193V13H196V11H199L200 8H201V9L204 8V9H203V10H200V11H202V12L199 11V13H201V14H205V13H207V12L210 13L209 11L212 12V10H211V9H212V5H214L215 3L219 4L218 2H219L220 0H219V1H218V0H196ZM213 1H214V3H213ZM222 1H223V0H222ZM228 1H229V0H228ZM234 1H235V0H234ZM238 1L240 2V0H238ZM242 1L244 2V1H246V0H241L240 3H242ZM16 2H17V1H16ZM19 2H18V3H19ZM37 2H38V1H37ZM95 2H96V1H95ZM113 2H114V1H113ZM113 2H112V3H113ZM115 2H116V1H115ZM115 2H114V3H115ZM209 2H210V3H209ZM211 2H212V4H211ZM236 2H237V0H236ZM239 2H238V5H239ZM3 3H4V2H3ZM9 3H10V2H9ZM18 3H16V4H18ZM25 3H26V2H25ZM244 3H245V2H244ZM45 4H46V7H45ZM79 4H80V6H81V3H79ZM102 4H103V2H102ZM102 4H101V5H102ZM224 4H225V3H224ZM233 4H234V3H233ZM233 4H232V5H233ZM242 4H243V3H242ZM14 5H15V4H13V6H14ZM101 5H100V7H99L100 9H99V8L96 9L95 12H93V13L90 14V16H97V15H100L101 12H102V10H104V11L106 10V11H107V12H106V11H105V12L103 11L104 13L102 12V15H105V14L108 13L109 11H110V13H111L112 10H113L112 8L115 7V6H113L114 4H113V5L109 4V5L111 6V8H107V9H106V7H108V3H107L106 6L104 5L105 8L102 9ZM118 5L120 6V4H118ZM118 5H117V6H118ZM227 5H228V4H227ZM236 5H237V4H236ZM236 5H235V7H236ZM4 6H5V4H4ZM80 6H79V7H80ZM94 6H95V4H94ZM96 6H98V5H96ZM110 6H109V7H110ZM117 6H116L115 9H117ZM199 6H200V8H199ZM207 6H210V7H207ZM220 6H221V5H220ZM243 6H244V4H243ZM79 7H78V8H79ZM166 7H167V6H166ZM233 7H234V5H233ZM233 7H232V8H233ZM237 7H238V6H237ZM237 7H236V8H237ZM18 8H19V7H18ZM78 8L76 7L75 9H78ZM207 8H209V9H207ZM236 8H234V9L236 10ZM2 9H4V8H2ZM2 9H1V10H2ZM60 9H61V10H60ZM71 9H72V8H71ZM73 9H74V8H73ZM73 9H72V10H73ZM109 9H111V10H109ZM115 9H114V12H115ZM162 9H164V10H163L164 12L166 11L165 7H163ZM205 9H206V11H207V10H208V11L206 12ZM214 9H215V8H214ZM239 9H240V8H239ZM36 10H37V9H36ZM45 10H47V11L45 12ZM64 10H63V11H64ZM69 10H70V9H69ZM80 10H82V9H80ZM117 10H118V9H117ZM248 10H249V9H248ZM260 10H261V9H260ZM7 11H8V7L5 8V10L3 11V13L6 14ZM34 11H35V10H34ZM43 11H41V12H43ZM160 11H161V10H160ZM163 11H161L162 14L160 13L163 17H164L165 14H167V15H165V17H166V16H168V14L170 15V14H172V12H174V11L171 12L170 10H167L168 13L165 12V14H164ZM213 11H215V10H213ZM73 12H74V11H73ZM170 12H171V13H170ZM252 12H254V11H252ZM3 13H2V15H3ZM37 13H38V12H37ZM37 13H36V14H37ZM67 13H69V12H67ZM116 13H117V12H115V16H116ZM199 13L197 12L196 15L198 16ZM11 14H12V13H11ZM42 14H43V13H42ZM60 14H61V13H60ZM60 14H59V15H60ZM72 14H73V15H72ZM72 14L70 15V17H69V16H64V15H63V17H67V19L64 18V19L66 20V21L64 20V22H63V21H62V22H59V21H58L59 24L61 23L60 25L56 24V26H54L53 28H52V25H51L50 28H52V30L55 31L56 33H55V32L51 33L52 30L49 31L48 33H50V34H54V33H55V36L58 35V37H59V36L61 35L60 33L63 34L65 30H67V29H69V28H72V30H73V29L75 28V27L73 28V26L78 25V23H77L78 20L80 21V20H83V19H84V20H85V19L89 20V22H88L87 20H85V21L88 22V26H86V27H87L89 30H90V28L93 27V25H94V24L92 23L93 21L91 22L89 16H84V18H83V16L79 14V15H78V16L80 17V18H79L76 14H74V13H72ZM112 14H113V12H112L110 15H112ZM163 14H164V15H163ZM173 14H174V13H173ZM242 14H243V13H242ZM260 14H261V13H260ZM263 14H264V13H263ZM27 15H28V14H27ZM57 15H58V14H57ZM59 15H58V16H59ZM102 15H101V16H102ZM108 15H109V14H108ZM110 15H109L108 17H110ZM176 15H177V11H176ZM208 15H209V14H208ZM211 15H212V14H211ZM245 15H246V16H245ZM245 15L243 16V17H245V19H243V20L241 19L242 21L239 20V21L242 22V23L240 22V24H242V25H240V24H237L236 26L234 25L236 29H234V30L232 29V28H234V26H233V24L235 23L234 21H233V23L231 22L232 24L229 23L231 27L228 26V28H231V29H229L230 31L233 30V32H234V31L236 30V32H234V33H236V36L239 35V33H241V34L239 35V38L241 37V35H242L243 37H248L250 34L253 35V34H252V30L254 29L253 26L255 27L257 22L260 23V22L262 21V20H261L262 17H260L259 14L256 15V14L253 13V17H251L252 20H250V19L248 18V17H249V16H248L249 13H246ZM254 15H255L256 17H255ZM52 16H51V17H52ZM106 16H107V14H106ZM158 16H159V15H158ZM162 16H161L160 18H163ZM172 16H173V15H172ZM172 16H171V17H172ZM188 16H189V15H188ZM190 16H191V15H190ZM201 16H202V15H201ZM29 17H30V16H29ZM29 17H28V18H29ZM31 17L33 18V16H31ZM34 17H35V16H34ZM46 17H47V16H46ZM87 17H88L89 19H88ZM102 17H104V16H102ZM112 17H113V16H112ZM176 17H177V16H176ZM193 17H194V16H193ZM243 17H242V18H243ZM257 17H258V18H257ZM48 18H50V17H48ZM94 18H95V17H94ZM110 18H111V17H110ZM110 18H109V19H110ZM177 18H178V17H177ZM209 18H210V17H209ZM237 18H238V17H237ZM253 18H254V19H253ZM0 19L3 21V18H0ZM22 19H23V18H22ZM25 19H26V18H25ZM54 19H55V18H54ZM152 19H153V18H152ZM157 19H158V18H157ZM168 19H169V18H168ZM192 19H193V18H192ZM207 19H208V18H207ZM247 19H248V20H247ZM7 20H8V19H7ZM23 20H24V19H23ZM30 20H31V19H30ZM51 20H52V19H51ZM55 20H56V19H55ZM59 20H60V18H59ZM103 20H105V18H103L101 21H103ZM106 20H108V19H106ZM110 20H111V19H110ZM113 20H114V19H113ZM174 20H175V19H174ZM183 20H184V19H183ZM244 20H245V21H244ZM246 20H247V21H246ZM27 21H28V19H27ZM153 21H154V20H153ZM178 21H179V20H178ZM186 21H189V18H187ZM194 21H195V20H194ZM239 21H238V22H239ZM0 22H1V21H0ZM87 22H86V23H87ZM99 22H100V21H99ZM99 22H98V23H99ZM106 22H107V21H106ZM106 22H104V23H106ZM157 22H158V21H157ZM183 22H184V21H183ZM238 22L236 21V23H238ZM243 22H244V23H243ZM263 22H264V20H263L261 23H263ZM28 23H29V22H28ZM76 23H77V24H76ZM100 23H102V22H100ZM109 23H110V22H109ZM109 23H107V26H106L105 24H103V25H105V28L108 27V24H109ZM112 23H113V22H112ZM151 23H152V22H151ZM177 23H178V22H177ZM181 23H182V22H181ZM195 23H196V22H195ZM236 23H235V24H236ZM51 24H52V23H51ZM80 24L82 25L83 23H80ZM147 24H148V23H147ZM229 24H228V25H229ZM83 25H85V24H83ZM86 25H87V24H86ZM238 25H239V26H242L243 28L241 27L242 29H241V28L238 29V28H237ZM24 26H25V25H24ZM32 26H33V24H32ZM79 26H80V25H79ZM95 26H96V23H95ZM95 26H94V27H95ZM99 26H100V28L103 27V26L100 25V24H99ZM101 26H102V27H101ZM112 26H113V24H112ZM130 26H131V25H130ZM132 26H133V25H132ZM186 26H187V25H186ZM191 26H192V25H191ZM258 26H259V25H258ZM260 26H261V25H260ZM262 26H263V24H262ZM55 27H56V29H55ZM76 27H77V26H76ZM94 27H93V28H94ZM134 27H135V26H134ZM134 27H133V28H134ZM140 27H141V26H140ZM145 27H146V26H145ZM145 27H143V28H145ZM178 27H179V26H178ZM212 27H213V26H212ZM212 27H211V28H212ZM217 27H218V26H216L214 30H216ZM225 27L227 28V24H226ZM225 27L221 28V30H220V29H219V30L217 29V30L215 31L216 33H214V30H213V34H211L212 32L209 33V35H210V34H211V35L208 36V37H209V39L207 38L208 41L205 39V40H206L205 43L208 45L209 43H207V42H210V44H213V46H214V45L217 44V40H219L220 43L223 42L222 40H225V39H227V41H228V38H227V37L230 36V35H231L230 33H233V32H230V31L228 30V28L226 29ZM250 27H251V28H250ZM84 28H85V27H84ZM100 28H99V29H100ZM103 28H104V27H103ZM128 28H129V27H128ZM136 28H137V26H136ZM138 28H139V27H138ZM138 28H137V29H138ZM180 28H181V27H180ZM186 28H187V27H186ZM213 28H214V27H213ZM257 28H258V27H257ZM54 29H55V30H54ZM81 29H82V28H81ZM88 29H87V30H88ZM183 29H184V28H183ZM237 29L240 30L239 33H237V31H238ZM250 29H252V30H250ZM77 30H78V29H77ZM77 30H76V31H77ZM94 30H97V28H95ZM111 30H112V27H111ZM111 30H110V31H111ZM114 30H115V29H114ZM114 30H113L112 34L114 33ZM134 30H136V29L134 28L133 31H134ZM180 30H181V29H180ZM222 30H223V31H222ZM249 30H250L251 33L249 32ZM256 30H257V29H256ZM256 30H255V31H256ZM27 31H28V30H27ZM27 31L22 32V34L20 33V35H21V36H22V35H23V36H26V34H28L26 37H29V36H30V38H31L32 36H34V32L32 33V36H31V34H30L31 32L29 31V33H26ZM36 31H38V30H36ZM57 31L60 32V33H59L60 35L58 34ZM73 31H74V30H73ZM92 31H93V30H92ZM183 31H184V30H183ZM207 31H208V30H207ZM220 31H222V34H219ZM225 31H226V32H225ZM253 31H254V30H253ZM46 32H47V31H46ZM81 32H83V31H81ZM98 32H99V31H98ZM100 32H101V33H100V36H99L98 40H97L96 42L94 41L95 43H94V45H93V46H95V48H97V51H98V52L96 53V51L94 52V50L91 51V53L94 52V56H95V54H98V55H97V56H99L98 58H100V56H101L100 54H102V53H100V52H101L100 50L102 49V48L100 49V47H102V45H104V44L107 43V41H106V43H105V39L107 40V39H108L107 37H109L108 34L111 33V32H110V33L107 34V32H109V31H107V30H105V29H101ZM131 32H132V31H131ZM139 32H140V31H139ZM217 32H219V33L217 34ZM228 32H229V33H228ZM258 32H259V31H258ZM24 33H25V34H24ZM35 33H36V32H35ZM38 33H39V32H38ZM38 33H37V34H38ZM76 33H77V32H76ZM136 33H137V32H136ZM153 33H154V32H153ZM155 33H157V32H155ZM223 33H224V34H226V33L228 34V36H227V34H226L225 39H223V37H224ZM248 33H249V34H248ZM256 33H257V32H256ZM46 34H47V33H46ZM73 34H74V33H72V36H73ZM82 34H83V33H82ZM85 34H86V37H87V36H88V33L85 32ZM89 34H90V32H89ZM106 34H107V37H106ZM112 34H111V35H112ZM214 34H215V36H217L219 39L216 38L215 40H213V39H214V37H213ZM261 34H263V33L261 32ZM261 34H260V39H259V41H257L256 39H253V38H252L253 40L250 39L251 42H249V43L246 42V43H247V46H248V44H252V45H250V46H248V47L245 46L246 43H245L244 47L241 46V44H240L241 48H242V47L244 48L243 50L239 48V51H238V49H236V48L233 49V50L230 48L231 50L229 49V52H226V51H228V49L225 50V51L223 50L224 52H223V51H222V52H221V51H216V53L214 52L212 55L209 56V58H210V57H214V58H215V57H217V56H218V57L220 56L219 58H218V57H217V58L220 60V62L224 60V62H221V63H224V64H225V66H224V64H223V68H221L222 70H223L224 68H227V67H226V62H227V61L231 60V61H229V63H227V66H228V64H230L231 62H233V61H232V58L242 59V57H243V59H245V58H247V59H248V58H251V59H252V57H248V56H251V55H253V57H254V56H258L257 54H260V53H262V52L264 51V36H263V35L261 36ZM20 35H18V34H17V35H13V36L10 38V40H8V41H12V39H14L15 37H16L17 40H18V38L20 37ZM38 35H39V34H38ZM38 35H37V36H38ZM65 35H66V34L64 33V36H62V37L60 36V37H59L60 39H61V38L63 39V40L61 39L60 41H61V42L63 41L64 43H63V42H62V43H63L64 45H66L65 43H67L65 40L67 39V41H68V38H66ZM67 35H68V34H67ZM151 35H152V34H151ZM160 35H161V34H160ZM199 35H200V34H199ZM212 35H213V36H212ZM218 35H219V36H218ZM14 36H15V37H14ZM18 36H19V37H18ZM94 36H95V34H94ZM157 36L159 37V35H157ZM203 36H204V35H203ZM205 36H206V34H205ZM221 36H222V37H221ZM13 37H14V38H13ZM41 37H42V36H41ZM63 37H64V38H63ZM75 37H77V36L75 35ZM91 37H92V35H91ZM95 37H96V36H95ZM105 37H106V38H105ZM154 37H155V36H154ZM158 37H156V39H157ZM190 37H191V36H190ZM190 37H189V38H190ZM211 37H213V38H211ZM233 37H234V36H233ZM5 38H6V37H5ZM16 38H15V39H16ZM23 38H24V37H23ZM45 38H46V37H45ZM65 38H66V39H65ZM82 38H84V37H82ZM210 38H211V39H210ZM220 38L222 39L221 41H220ZM231 38H232V37H231ZM237 38H238V37H237ZM254 38H255V37H254ZM261 38H263V41H262ZM15 39H14V40H15ZM35 39H36V38H35ZM46 39H47V38H46ZM55 39H56V38H55ZM69 39H70V38H69ZM78 39H79V38H78ZM84 39H85V38H84ZM86 39H87V38H86ZM151 39H152V38H150V40H151ZM156 39H155V40H156ZM159 39H160V38H159ZM187 39H188V38H187ZM196 39H197V38H196ZM198 39H199V38H198ZM202 39H203V38H202ZM241 39H242V38H241ZM241 39H240V40H241ZM248 39H249V38H248ZM2 40H3V39H2ZM57 40H58V39H57ZM87 40H89V39H87ZM90 40H91V38H90ZM93 40H94V38H93ZM194 40H195V39H194ZM194 40H193V41H194ZM205 40H204V41H205ZM211 40H212V42H211ZM229 40H230V38H229ZM254 40H256L257 42L255 41L256 43H253ZM5 41H6V40H5ZM8 41H6V42H8ZM25 41H26V40H25ZM73 41H74V40H73ZM73 41H72V42H73ZM81 41H83V40H81ZM152 41H153V40H152ZM261 41H262V42H261ZM29 42H30V41H29ZM70 42H71V41H70ZM154 42H155V41H154ZM195 42H196V44L198 43L196 40H195L194 42H192V41L190 42L191 44L194 43L193 45H191L192 47H193L194 45H195L196 47L199 46L200 43H198V45H196ZM202 42H203V41H202ZM202 42H201V43H202ZM215 42H216V44H215ZM219 42H218L217 45L220 44ZM3 43H4V42H3ZM84 43H85V42H84ZM92 43H93V41H92ZM103 43H104V44H103ZM227 43H228V42H227ZM240 43H242V42H240ZM243 43H244V42H243ZM5 44H6V43H5ZM34 44H35V43H33V45H34ZM67 44H68V43H67ZM75 44H76V43H75ZM89 44H90V43H88V45H89ZM206 44H205V45H206ZM210 44H209L208 46H210ZM253 44H254V45H253ZM25 45H26V47H25ZM82 45L85 46V44H82ZM202 45H203V44H202ZM13 46H14V45H12V47H13ZM21 46H22V45H21ZM58 46H60V45H58ZM61 46H62V45H61ZM61 46H60V47H61ZM71 46H72V45H71ZM79 46H80V45H79ZM93 46H92V49L94 48ZM154 46H155V45H154ZM208 46H207V47H208ZM222 46H223V45H222ZM14 47H15V46H14ZM19 47H20V46H19ZM22 47H23V48H22ZM22 47L17 48V45H16V47L13 48V49L15 50V52H14V50L11 48V51H13V52L15 53V54H13V52H12V55L15 56L16 53H17V54H19L20 56H19V55H16V57H17V56L21 57V56H23V54H25L24 57H26V58H25L24 60H26V59L29 57V55H30L29 59L32 58V60L34 61V60H35V59H34L35 56L32 57V55H35L36 53L34 54V50H33L34 47H33V48H30V47H31V43H29V46H28V42H27L26 44H23ZM107 47H108V46H107ZM182 47H183V46H182ZM202 47H203V46H202ZM202 47H201V48H202ZM207 47H206V48H207ZM224 47H227V46L225 45ZM68 48H70V47H67L66 50H67ZM71 48H72V47H71ZM74 48H75V47H74ZM78 48H79V47H78ZM98 48H99L100 50H99ZM187 48H190V44L187 46ZM62 49H64V47H63ZM81 49L84 50L85 48L83 49V47H82ZM89 49H91V48H89ZM159 49H160V48H159ZM194 49H195V47H193V48L191 49V51L193 50V53H194ZM202 49H203V48H202ZM215 49H216V48H215ZM59 50H60V49H59ZM68 50H69V49H68ZM174 50H175V49H174ZM186 50H187V52H186V51H185V52L188 53L189 50H188V49H186ZM198 50H199V47H198ZM200 50H201V49H200ZM234 50H235L236 52H235ZM7 51H8V50H7ZM70 51H71V50H70ZM86 51H87V49H86ZM159 51H160V50H159ZM162 51H163V50H162ZM232 51H233V52H232ZM35 52H36V51H35ZM66 52H67V51H66ZM77 52H78V51H77ZM210 52H211V51H210ZM217 52H218L219 55L217 54ZM219 52H221L222 54H223V53H225V54L221 55V53H219ZM37 53H38V52H37ZM78 53H79V52H78ZM91 53H90V54H91ZM158 53H159V52H158ZM193 53H192V54H193ZM21 54H22V55H21ZM27 54H28V56H27ZM61 54H62V53H61ZM83 54H84V52H83ZM194 54H196V52H195ZM263 54H264V53H263ZM84 55H87V54H84ZM91 55H92V54H91ZM156 55H157V54H156ZM162 55H163V53H162ZM162 55H161V56H162ZM184 55H185V54H184ZM187 55H188V54H186L185 56H187ZM189 55H190V54H189ZM189 55H188V56H189ZM214 55H215V56H214ZM260 55H261V54H260ZM78 56H79V55H78ZM78 56H77V57H78ZM81 56H82V54H81ZM88 56H90V55H88ZM191 56H192V55H191ZM221 56H222L223 60L221 59ZM24 57H22V58H20V59H18V57L16 58V59H17V62H18L19 65H17L16 62L13 61V59L16 60L15 57H13V56H12L11 59L8 60V61H10V62L8 63V64H9L8 68H10V70L4 68V69H6L7 71H6L5 75L1 76V78H0V82H1L0 84H2V86H4L3 83L7 85L8 82H16V81H18V80H21V78L19 79L18 77H22V76L20 75V73H22L21 70H23L24 65L26 64V63L23 62V61H24V60H23ZM67 57H68V56H67ZM84 57H85V56H83L82 59H84ZM102 57H103V56H102ZM162 57H163V56H162ZM189 57H190V56H189ZM192 57H193V56H192ZM237 57H239V58H237ZM262 57H263V55H262ZM78 58H80V57H78ZM85 58H86V57H85ZM95 58H96L97 61L99 60V59H97L96 56L94 57V59H95ZM165 58L167 59V55L165 56ZM171 58H172V55H171ZM201 58H202V57H200V60H199V57H198V59H197L198 62H199V61H202L203 58H202V59H201ZM209 58H207V59H209ZM214 58H213V59L210 58L211 60H210V59L208 60L210 64H208V61H207V60L203 59V61L205 60L204 62H200V63H198V65L201 66V67H200V70H198L199 66L196 65V66H197V71H199V73H200V72H201L202 65L205 63L207 67H206L205 64H204V65H203V69H202V71H205V69L210 68L211 70H209V69H208V70H209V73H210V75H211L212 70H213L214 67L217 65V64H216V65L214 64L215 60H216V62L219 61L217 58H215V60H214ZM66 59H67V58H66ZM75 59H76V58H75ZM82 59H81V60H82ZM92 59H93V58H92ZM92 59H91V61H92ZM166 59H164V60H166ZM189 59H191V58H189ZM261 59H263V58H261ZM2 60H3V61H2ZM2 60H0V63L5 61L3 57H2ZM18 60H19V61L22 60V61H21L22 63L19 62ZM36 60H38V59H36ZM44 60H45V59H44ZM101 60H102V59H101ZM101 60H100V61H101ZM157 60H158V59H157ZM167 60H170V59H167ZM195 60H196V59H195ZM213 60H214V62H213ZM233 60H234V59H233ZM258 60H259V59H258ZM258 60H256V62H257ZM8 61L6 60V62H4V63L7 64ZM30 61H31V60H30ZM33 61H32V62H33ZM48 61H49V60H48ZM68 61H69V60H68ZM79 61H80V60H79ZM82 61H83V60H82ZM82 61H80V62H82ZM155 61H156V60H155ZM248 61H249V60H248ZM253 61H254V59L252 60V62H253ZM262 61H263V60H262ZM262 61H261V62H262ZM32 62H30L32 65L29 63L30 69H29L28 64L25 65L26 69H27V70L29 69L30 71L33 70V71H32L33 73H34L35 71H37V72L39 73V75H41L42 77H46V78H47V75L49 74V70H50V69H49V66H48V65H43V66L41 65L40 67H38L36 64L33 66V63H32ZM41 62H42V61H41ZM75 62H76V61H75ZM80 62H79V64H80ZM83 62H85V64H86L87 61L84 60ZM93 62H94V60H93ZM102 62H103V61H102ZM148 62H149V61H148ZM148 62H147V63H148ZM164 62H165V61H164ZM191 62H192V61H191ZM211 62H212L213 65L210 67ZM220 62H218V65L220 64ZM235 62H236V61H235ZM4 63H3V65H4ZM14 63H15L17 66H19V67L16 68V66L13 65ZM20 63H21V64H20ZM35 63H36V62H35ZM43 63H44V61H43ZM43 63H42V64H43ZM100 63H101V62H100ZM149 63H150V62H149ZM160 63H161V62H160ZM189 63H190V62H189ZM11 64H12V65H11ZM45 64H46V63H45ZM89 64H90V63H89ZM192 64L194 65V68H195L194 71L196 72L195 62L192 63ZM192 64H191V67H193ZM49 65H50V67H51V63H50ZM70 65H71V64H70ZM70 65H69V66H70ZM98 65L100 66V64H98ZM145 65H146V63H145ZM145 65H144V66H145ZM189 65H190V64H189ZM208 65H209V67H208ZM249 65H250V64H249ZM262 65H263V66H262ZM11 66H12V67H11ZM20 66L23 67V68L21 69ZM27 66H28V67H27ZM36 66H37V67H36ZM78 66H79V65H77L76 68H77ZM86 66H87V65H85V67H86ZM91 66H93L92 63H91ZM95 66H96V65H95ZM147 66H148V65H146V67H147ZM187 66H188V65H187ZM213 66H214V67H213ZM221 66H222V65H220L219 68H218V66H216V67H217V69L219 70ZM251 66H252V65H251ZM260 66H261V68L259 69ZM260 66H259V67L256 66V69H257V70L259 69L258 71H257L255 68H254V69H255L254 72H253V71H250L251 73H252V72L255 73V75H256V74L259 75L260 78H259V76L256 75V80H257V78H258L260 81L257 80L256 83H255L254 81L251 82V83H248V82H249V79H247V78H250V76H251V77L254 76V78H255V75H254V74L251 75V74L248 72V75L246 74L247 76H246L245 74H243V76H245V77H241L240 72L242 73V71H240V72L238 71V73L240 74V77H239V75L236 76V77H238V78L235 77L234 79L232 78V79H230V80H229V78H228V79H227V78H226V79L223 78V80H227V81L225 82V84H223V85L226 86V87H224L225 90H224V89H223V90L221 89V88L223 87L222 83H224V81L221 82V86H220V88H216V89H219V91L221 90L220 92H222L224 95L227 94V95H226L227 98H226V96H224L222 93L218 92V90H217V92L220 94V96L223 95L226 99H228L232 94L235 93V92L233 93V91H234V90L236 91L237 86H238V88H242V87L244 86V88L247 89V90L249 89V91L251 90L250 87L252 86V89H253L254 91H256L258 94L261 93L262 96L260 97V94L258 95L256 92H253V90H251L252 92H251V91H250V92H251L252 95H251L250 92H249V98H246V99H248V100H247L248 103H250V105H252V104H251V101H252L253 97H250V95H251V96H255V95H256V97L259 96V98H261L262 101H261V99H260V100H258V102L260 101V102L258 103V102L255 100V103L253 104V106L256 105V102H257V107H256V106H254V107L251 106V108H254L253 110H256L255 115L258 114V112H259V114H261L262 112L264 113V105H262V104L264 103V102H263L264 99L262 98V97L264 96V63H261ZM5 67H6V66H5ZM32 67H33V68H32ZM80 67L83 68L84 66L82 65V66H80ZM149 67H150V66H149ZM149 67H148V68H149ZM189 67H190V66H189ZM189 67H188V68H189ZM205 67H206V68H205ZM216 67H215V69H214V72H216V71H215V70H216ZM229 67H230V66H229ZM11 68H12V69H11ZM18 68H20V69H18ZM31 68H32V69H31ZM82 68H81V69H82ZM93 68H94V67H93ZM95 68H97V67H95ZM148 68H147V69H148ZM176 68H177V67H176ZM184 68H186V67H184ZM184 68H183V69H184ZM188 68H187V72H189V70L191 69V68H189V70H188ZM204 68H205V69H204ZM13 69H15V70L18 69V70L13 71ZM77 69H78V68H77ZM86 69H88V67H87ZM142 69H143V68H142ZM147 69H146V73H147ZM221 69H220L219 71H221ZM248 69H249V68H248ZM27 70H26V71H27ZM90 70H91V69H90ZM90 70H89L88 72H86V70H85L84 73H85V72H86V73H89ZM92 70H93V69H92ZM218 70H217V72L214 73V74H217V73L219 72ZM249 70H250V69H249ZM251 70H253V69H251ZM1 71H2V70H1ZM9 71H13V72H9ZM78 71H81V70H78ZM82 71H83V69H82ZM82 71H81V72H82ZM177 71H178V70H177ZM194 71L192 70V71H191V74H193ZM225 71H226V70H225ZM37 72H35V73H37ZM138 72H139V71H138ZM169 72H170V71H169ZM185 72H186V71H185ZM187 72H186V75H187ZM243 72H244V71H243ZM258 72H259V73H258ZM23 73H25V72H23ZM26 73H27V72H26ZM86 73H85V74H86ZM143 73H144V72H143ZM172 73H173V72H172ZM175 73H176V74H175ZM175 73L173 74V76H174V75H178V77H181V74H180L179 71H178V73H177V72H175ZM197 73H198V72H197ZM197 73H196V74H197ZM224 73H225V72H224ZM238 73H237V74H238ZM139 74H140V73H139ZM179 74H180V76H179ZM205 74H206V73H205ZM233 74H234V73H233ZM19 75H20V76H19ZM26 75H27L26 77H28V74H26ZM126 75H128V73H127ZM134 75H135V74H134ZM137 75H138V74H137ZM145 75H146V74H145ZM168 75H169V74H168ZM221 75H222V74H221ZM225 75H226V74H225ZM37 76H38V75H37ZM141 76H142V75H140V77H139V75H138L137 77H139V79H140ZM165 76L167 77V75H165ZM171 76H172V75H171ZM173 76H172L170 79H174ZM184 76H185V75H184V73H183V74H182V77H183L182 79L185 80L186 78H184ZM206 76H209V75L207 74ZM213 76H214V75H213ZM213 76H212V77H213ZM217 76H220V75H217ZM229 76H230V74H229ZM232 76H233V75H232ZM234 76H235V75H234ZM29 77H30V76H29ZM42 77H41V78H42ZM162 77H163V76H162ZM191 77H192V76H191ZM212 77H211V78H212ZM17 78H18V80H16ZM23 78L26 79L25 76H24V77H22V81H23ZM36 78H37V77H36ZM38 78H39V77H38ZM38 78H37V79H38ZM142 78H143V77H142ZM164 78H165V77H164ZM188 78H189V77H188ZM254 78H253V79H254ZM31 79H32V78L30 77V80H31ZM121 79H122V78H121ZM121 79H120V80H121ZM182 79H181V81H182ZM199 79H200V78H199ZM212 79H213V78H212ZM250 79L252 80V78H250ZM14 80H15V81H14ZM35 80H36V79H35ZM161 80H162V79H161ZM165 80H166V78H165ZM184 80H183V81H184ZM188 80H189V79H188ZM190 80H191V79H190ZM193 80H194V79H193ZM210 80H211V79H210ZM219 80H220V79H219ZM228 80H229V81H228ZM256 80H255V81H256ZM33 81H34V79L31 81V82H32V83H31V82H29L28 79H27V82H29V83H31V84H33ZM172 81H173V80H172ZM175 81H176V80H175ZM179 81H180V80H179ZM212 81H213V80H212ZM220 81H221V80H220ZM6 82H7V83H6ZM18 82H19V81H18ZM120 82H121V81H120ZM160 82H161V81H160ZM213 82H214V81H213ZM215 82H216V81H215ZM231 82H232V83H231ZM246 82H247L249 85H248ZM19 83H20V82H19ZM21 83H22V82H21ZM29 83H28V84H29ZM34 83H35V82H34ZM170 83H172V82H170ZM170 83H169V84H170ZM190 83H191V82H190ZM227 83H228V84H227ZM15 84H16V83H15ZM24 84L26 85L27 83L24 82ZM118 84H119V83H118ZM183 84H184V83H183ZM210 84H211V83H210ZM244 84H246L249 88H248L246 85H244ZM6 85H5V86H6ZM25 85H24V86H25ZM29 85H30V84H29ZM170 85H171V84H170ZM179 85H180V84H179ZM189 85H190V84H189ZM212 85H213V83H212ZM214 85H215V83H214ZM219 85H220V84H219ZM227 85H228V86H227ZM230 85H231L232 88L230 87ZM233 85H234V86L236 85V88H235V89H233V88H234ZM241 85H242V86H241ZM250 85H251V86H250ZM5 86H4V87H5ZM13 86H14V85H13ZM17 86H18V85H17ZM17 86H16V87H17ZM35 86H36V85H35ZM182 86H183V85H182ZM185 86H186V85H185ZM239 86H240V87H239ZM7 87H8V86H7ZM10 87H11V86H10ZM16 87L14 86V88H16ZM30 87H31V86H30ZM155 87H156V86H155ZM207 87H208V86H207ZM18 88H19V87H18ZM32 88H33V87H31V89H32ZM164 88H166V87H164ZM229 88H230V89H229ZM244 88H243V89H244ZM2 89H3V88H2ZM20 89H21V88H20ZM28 89H29V88H28ZM99 89H100V88H99ZM101 89H102V88H101ZM167 89H168V88H167ZM186 89H187V88H186ZM207 89H209V88H207ZM210 89H211V88H210ZM9 90H10V89H9ZM59 90H60V89H59ZM153 90H155V89L153 88ZM162 90H163V89H162ZM177 90H178V89H177ZM188 90L190 91V88H188ZM188 90H187V91H188ZM213 90H214V89H213ZM213 90H212V93L214 94V91H213ZM237 90H238V89H237ZM2 91H3V90H2ZM6 91H7V90H6ZM11 91H12V90H11ZM61 91H62V90H61ZM94 91H95V90H94ZM100 91H101V90H100ZM157 91H158V90H157ZM168 91H169V90H168ZM223 91H224V92H223ZM229 91H231V92H229ZM239 91H240V90H239ZM239 91H238V92H239ZM245 91H246V90H245ZM4 92H5V91H4ZM96 92H98V93H97V96H101V94H103L102 92L99 93V91H96ZM143 92H144V90H143ZM145 92H146V91H145ZM182 92L184 93L185 90L182 91ZM208 92H209V90H208ZM215 92H216V91H215ZM236 92H237V91H236ZM2 93H3V92H2ZM18 93H19V92H18ZM104 93H105V92H104ZM151 93H152V92H151ZM161 93H162V92H161ZM177 93H179V92H177ZM177 93H176V94H177ZM212 93H211V94H212ZM5 94H6V93H5ZM8 94H9V93H8ZM8 94H6V97H5V98H7V97L10 95V94H9V95H8ZM52 94H53V93H52ZM89 94H91V93H89ZM95 94H96V93H95ZM149 94H150V93H149ZM156 94H158V93H156ZM164 94H166V93H164ZM213 94H212V95H213ZM221 94H222V95H221ZM228 94H230V95H228ZM7 95H8V96H7ZM93 95H94V94H93ZM177 95H178V94H177ZM184 95H185V94H184ZM212 95H211V96H212ZM244 95H245V94H244ZM82 96H83V95H82ZM87 96H88V95H87ZM163 96H164V95H163ZM181 96H182V95H181ZM181 96L179 97V99L181 98ZM217 96H218V95H217ZM223 96H222V97H223ZM88 97H90V96H88ZM171 97H172V96H171ZM212 97H213V96H212ZM215 97H216V96H215ZM235 97H236V96H235ZM243 97H244V96H243ZM256 97H255V98H256ZM3 98H4V97H3ZM5 98H4V101L6 102L7 99L5 100ZM39 98H42V97H39ZM78 98H79V97H78ZM78 98H77V99H78ZM92 98H93V97H92ZM158 98H159V97H158ZM232 98H233V97H231V100H232ZM9 99H10V98H9ZM81 99H82V98H81ZM81 99H80L79 101H77L76 106H78V107H79V106L82 107L81 105H82L83 100L81 101ZM102 99H103V98H102ZM102 99H101V100H102ZM156 99H157V98H156ZM156 99H155V100H156ZM239 99H240V98H239ZM33 100H34V99H33ZM37 100H38V102H39V99H37ZM86 100H87V98H86ZM90 100H91V98H90ZM219 100H220V98H219ZM222 100H223V99H222ZM250 100H251V101H250ZM253 100H254V99H253ZM31 101H32V100H31ZM34 101L36 102V100H34ZM40 101H41V100H40ZM84 101H85V100H84ZM88 101H89V100H88ZM156 101H157V100H156ZM156 101H154V103H155ZM158 101H160V100H158ZM172 101H173V99H172ZM224 101H225V100H224ZM249 101H250V102H249ZM35 102L33 103L34 105H35ZM43 102H44V100H43ZM90 102H91V101H90ZM151 102H152V101H151ZM169 102H171V101H169ZM169 102H168V103H169ZM220 102H221V101H220ZM226 102H227V100H226ZM229 102H230V100H229ZM238 102H239V101H238ZM238 102H235V103H237V104H235V107H236L237 105H239ZM262 102H263V103H262ZM3 103H4V102H3ZM36 103H37V102H36ZM41 103H42V102H41ZM41 103H37L35 106H36V107H37V106H38V107H39V106L41 107V105H40ZM44 103H45V102H44ZM86 103H87V101H85L84 104L86 105ZM165 103H166V102H165ZM165 103H163V105H164ZM223 103L225 104V102H223ZM231 103H232V101H231ZM245 103H247V102H245ZM261 103H262V104H261ZM33 104L30 103V106H29V103L26 104V105H25V104H22V105H18V104H16V105H18V106H23V105H24L23 108H22V107L20 108V107L17 106L18 108L15 109V111H17V110L19 111V110H20L19 113H18V111L14 113V110L11 112L12 114H14L13 117L16 116L17 121H18L19 119H21V120L18 121V123H21L22 118H24V119L26 118V119H25L26 122H27L28 119H30V114H29V113L32 112V111H30V110H32L31 107L34 106ZM38 104H39V105H38ZM42 104H43V103H42ZM151 104H153V103H151ZM217 104H218V103H217ZM219 104H220V103H219ZM233 104H234V103H233ZM233 104H232V105L229 104V106L234 107ZM158 105H159V104H158ZM261 105H262L263 107H262ZM10 106H11V105H10ZM14 106H15V105H14ZM35 106H34V108H36ZM76 106H75V107H76ZM224 106H225V105H224ZM226 106H227V104H226ZM246 106H247V105H246ZM12 107H13V105H12ZM38 107H37V108H38ZM159 107H160V106H159ZM255 107H256V108H255ZM14 108H15V107H14ZM29 108H30V110H29ZM37 108H36V109H37ZM73 108H74V107H73ZM163 108H164V107H163ZM221 108H222V107H221ZM247 108H248V107H247ZM84 109H86V107H85ZM219 109H220V106H219ZM238 109H239V108H238ZM11 110H12V109H11ZM41 110H42V109H41ZM41 110H39L40 113L43 112V110H42V112H41ZM79 110H81V109H79ZM221 110H222V109H221ZM226 110H227V108H226ZM226 110H225L224 112H226ZM228 110H229V109H228ZM240 110H241V109H240ZM244 110H246V109H244ZM244 110H243V111H244ZM248 110H249V108H248ZM257 110H259V111H257ZM9 111H10V110H9ZM29 111H30V112H29ZM160 111H161V110H160ZM222 111H223V110H222ZM229 111H230V110H229ZM243 111H242V112H243ZM78 112H79V111H78ZM219 112H220V111H219ZM230 112H231V111H230ZM246 112H248V111H246ZM246 112H245V113H246ZM27 113H28V114H27ZM86 113H87V111H86ZM161 113H162V112H161ZM239 113H240V112H238V114H239ZM26 114H27V115H26ZM79 114L81 115L82 113H79ZM95 114H96V113H95ZM177 114H180V113H177ZM233 114H234V113H233ZM246 114H247V113H246ZM259 114H258V115H259ZM17 115H18V116H17ZM25 115H26V116H25ZM31 115L33 116L34 114L31 113ZM83 115H84V113H83ZM83 115H81V116H83ZM96 115H97V114H96ZM11 116H12V115H11ZM21 116H22V117H21ZM24 116H25V117H24ZM37 116H39V115H37ZM40 116H41V115H40ZM178 116H179V115H178ZM232 116H234V115H232ZM235 116H237V115H235ZM235 116H234V117H235ZM242 116H243V115H241V117H242ZM250 116H251V115H250ZM260 116H261V115H260ZM18 117H19V118H18ZM20 117H21V118H20ZM28 117H29V118H28ZM83 117H85V116H83ZM98 117H100V116H98ZM98 117H97V118H98ZM179 117L182 118L181 116H179ZM223 117H224V115H223ZM223 117H222V118H221V116H220V117H217L216 121L218 120V123L220 124L221 121H223ZM234 117H233V118H234ZM246 117H247V115H246ZM1 118H2V116H1ZM16 118H14V119L12 118V121H13V120L16 121ZM31 118H32V117H31ZM77 118H78V117H77ZM218 118H221L222 120L220 121ZM229 118H230V116L228 117V119H229ZM243 118H245V117H243ZM251 118H252V117H251ZM255 118H256V117H255ZM255 118L253 117L252 119H254V121L251 122L252 119L249 120V117H248V120H249V121H248V124H249L248 128L246 127L247 129H244V130H243L242 128H241V129H238L239 131L236 130L235 133H234V135H235L236 132L239 133V132H241L242 130L245 132L246 130H249V129L253 126L251 129H254L255 132L252 130L254 134H252V135H251V134H250V135L248 134V133H252L251 129H250L251 132H250V131H247L248 133H244V132L242 131L241 134H245V135L242 136L241 140H239V139H240V136H238L239 138H237V136H235L234 138H235L236 141L233 140V139L231 138V136H230V139H231L230 142L232 141V144H230V142H229L230 146L228 145V141H229V139H228V141L226 142L227 145H225V146L227 147V150H226V148H224L225 150L223 149V152H219V151H222V150H219V148H220V147L218 146L219 143H218V144H215V146L217 145V147L214 146V142L217 141V140L215 139L216 137H215V138L212 137L211 139H206V140H205L206 142H208L207 140H209V144H210V146H212L213 148L210 147V146L208 145V146L210 147V148H209L210 153H209L208 157L205 156V155L202 157V155H201L200 158H202V161H201L200 158L195 159L196 162H195V160H194V164L198 163L200 166H201V164H202L201 162H203V163H207V162L209 161L208 163H210L211 166H210V164H206V165L204 166V167H206V168H207V166H208L209 168H211V167L216 163L215 166H213L212 169H209V170H211V171H209L208 169H206L207 171L205 172V175H204V170H203V169H205V168L203 167V165L201 166V168L198 167V165L195 166V168H199L200 170L195 169V168L193 169V166H194L193 161H190V163H191L190 165H192V166H191L192 168H190V167H189V168H185L186 171H185L183 168H180L179 166H177V167H178V168H177V167H175V165H174L173 168H174V169L176 168L177 171H178V169H180V170L182 169V170H183L182 172H181V171H178V173H176V169H175V173H174V169H173V170H170V168H169L170 172L172 171L174 174L177 175V176H176V175L173 176L174 174H172V176H173V180H174L175 177H176V178H175L176 181H178V180L181 178V179H180V182H181V180H184L185 183H186V184H185V183H182V182H184V181H182L181 184H180L179 181H178V182H179V183H178V182H175V180H174L173 183H174V184H175V183H178L179 186H178V184H175V186L172 185L173 188H170V186H169L170 190H171V189H174L176 186H177V187H180V189L176 187L178 190H177V189L171 190V191H172V192H171L172 194H171L170 192L168 193V196H169V194L174 195L173 197L170 195V197H171V200L173 201L174 205H175L174 199L176 198L175 200L178 201V203L176 204L177 206H179V204L181 203V202L179 203V201H181V200L183 201L184 199H182V198L184 197L185 194H187V193L185 192V188H186V187H184V186H188V185H189V186L187 187V188H189V189L187 190V192H190V191L192 190L191 193H193V192L195 193L196 190H197L201 185H199L200 183L198 182V185H199V187H198L197 183L195 184L194 181H196L197 178H205V179H203V180L198 179L199 181H203V182H201L202 186L199 188L200 190L198 189V197L196 196L197 193H195V194H196L195 197H196L197 200H193V201H192V199H193V198H192V199H191L192 202H191V201H188V199L185 198L186 201L184 200V201L182 202V203H183V207H181L182 205H180V207L178 208V210H177V208H176V210H177L178 213H175L176 211H173V209H174L175 207L173 208L174 205L172 204L171 209L169 208L168 211L170 210V211H169L170 214H172V212H174L175 215L172 214V217H171V215L168 213V211H164V215L162 214V213H163V212H162L161 215L159 216V217H162V216H163L161 219L165 218V220H167V221H165V220L163 219V220L165 221V222H164L163 220L160 219V222H161V221L164 222V226L161 225V224H163V223H160V225H161L162 228H163V227H166V228H164L165 231H166L167 228L170 229V230H167L166 233H165V231H163V232L168 236V238H167V239H168V242H169V240H171L173 237H175V236H172V235H173V234L175 235V232H176L175 229H177V226H178V222H179V221H181V223H179L180 225H182V222H183V224H184V222L187 223V224H191L193 216L196 217L197 214H198L201 210H203V209L206 210L207 207H208V208H207L208 211H209V210H212V211H213V212H212V211H211V212L209 211V214H210V213H213V214H214V212H215L214 210H215V209H213V208H215L216 206H217V207H216V209H217V208H219V207H224V208H226V207H228V206L230 205L229 202L232 201V199H229V195L231 196V195H232V192H235V191L239 190V187H236V185L233 186V188H232V186L228 187V186L226 185V184H227V182H226L225 185H226L227 187L224 185L225 187L223 188V187H222V185L224 184L223 180H225V177L228 178V177L231 176L230 178H232V177L234 176L233 174H235V172L237 171V170H235V169L237 168V166H240V164L245 163V162L247 161V160L245 159V157L243 158V157H241V155H239V151L237 150V149H238L237 146L239 145V143L242 142L243 140H244L243 142H246V141H247L248 144L251 143L250 141H252V143H254V141H255V142L257 141L256 139L258 138V134H259V133H260V134H261V133L263 134V132H264V125H262V124H264V123H262V122H264V121H262L263 119H262V120H259V118H257V119H258V120H257L258 122H257V124H256V123H255V122H256V121H255V120H256ZM24 119H23L22 122H25ZM38 119H39V117H38ZM102 119H103V118H102ZM183 119H184V118H183ZM238 119H239V118H238ZM260 119H261V118H260ZM32 120H33V119H32ZM32 120H31V124H33V123H32ZM34 120H35V119H34ZM36 120H37V118H36ZM78 120H79V119H78ZM83 120H84V119H83ZM92 120H93V118H92ZM94 120H95V119H94ZM98 120H99V119H98ZM98 120H97V121H98ZM194 120H195V119H194ZM194 120H193V119H191V120H187V119H186L185 121H188V122H186V123L183 122L184 124H183V126L181 127V129H180V127H179V129H178V130H179V132H177L178 134H179V133H182L183 131L185 132V131L189 130L188 132H186L187 134H185L184 132H183V134H182V135H183V137H182L183 140H184V138H185V137H184L185 135H186L185 140L188 138V140H186V142L189 141V138H190V137H191L190 139L193 140L192 137H195V135H196V134H199V132L202 131L203 128H204L203 126L200 125V124H201V123H200V121H201L200 119H197L196 121H194ZM198 120H199V121H198ZM225 120H226V119H225ZM235 120H237V119H235ZM17 121H16V123H17ZM80 121H81V120H80ZM180 121H181V119H180ZM197 121L199 122V124H198ZM227 121H228V120H227ZM230 121H231V120H230ZM1 122L3 123L2 120H1ZM1 122H0V124H2ZM4 122H5V123H3L2 125H0V126H2V127H0V132H2L3 129L6 130L8 125H9V128H11V127H13V126H17L16 123H15L14 121L11 123L10 121L4 120ZM9 122H10L11 124H10ZM99 122H100V121H99ZM189 122H190V124H192L191 126H190ZM233 122H234V120H233ZM235 122H236V121H235ZM239 122H240V121H239ZM259 122L262 123V124L260 123V125H261L263 128L259 126ZM18 123H17V124H18ZM34 123L37 124V122H34ZM94 123H96V122H94ZM179 123H180V122H179ZM194 123H195V124H194ZM196 123L199 125V128H201V129L198 130V128H197V126H196V125H197ZM251 123H253V124H251ZM27 124H28V123H27ZM36 124H35V125H36ZM181 124H182V123H181ZM186 124H188V125L191 127V129H189V126H188V125L186 126ZM236 124H237V123H235V126H236ZM239 124H240V123H239ZM255 124H256V127H257V125H258V129L260 128L261 130H255V129H257L256 127H254ZM28 125H29V124H28ZM74 125H75V124H74ZM83 125H84V124H83ZM178 125H179V124H178ZM216 125H217V124H216ZM216 125H215V126H216ZM230 125H231V124H230ZM230 125H229V126H230ZM232 125H233V124H232ZM237 125H238V124H237ZM21 126H22V124H21ZM176 126H177V125H176ZM185 126L187 127V129H185ZM192 126H193V127H192ZM200 126H201V127H200ZM215 126H213V127H215ZM227 126H228V125H227ZM229 126H228V127H229ZM240 126H241V125H240ZM5 127H6V128H5ZM17 127H18V126H17ZM202 127H203V128H202ZM213 127H212V128H213ZM243 127H245V126H243ZM13 128H14V127H13ZM15 128H16V127H15ZM77 128H78V127H77ZM183 128H184L185 130H184ZM196 128H197V130H196ZM238 128H239V127H238ZM16 129H17V128H16ZM78 129H79V128H78ZM176 129H177V128H176ZM182 129H183V130H182ZM193 129H194V132H193ZM236 129H237V128H236ZM10 130L12 131L13 129H10ZM18 130H19V129H18ZM190 130H191V132H193L194 134L191 133ZM240 130H241V131H240ZM14 131H15V130H14ZM181 131H182V132H181ZM195 131H196V132H195ZM197 131H198V132H197ZM203 131H205V130H203ZM256 131H258V134H256V133H257ZM259 131H260V132H259ZM3 132H4V131H3ZM12 132H13V131H12ZM17 132H18V131H17ZM17 132H16V133H17ZM189 132H190V133H189ZM233 132H234V131H233ZM9 133H10V132H9ZM14 133H15V132H14ZM230 133H232V132H230ZM238 133H237V134H238ZM7 134H8V133H7ZM237 134H236V135H237ZM239 134H240V133H239ZM239 134H238V135H239ZM241 134H240V135H241ZM10 135H11V134H10ZM17 135H18V134H17ZM180 135H181V134H180ZM182 135H181V136H182ZM188 135H189V137H187ZM211 135H213V134H211ZM211 135H210V136H211ZM234 135L232 134V136H234ZM248 135H249V136H248ZM19 136H20V135H19ZM19 136H18V137H19ZM197 136H199V135H197ZM201 136H203V134H201ZM213 136H214V135H213ZM247 136H248V137H247ZM255 136H256L257 138H256ZM260 136L263 137L262 135H260ZM9 137H10V136H9ZM11 137H13V134L11 135ZM218 137H219V136H218ZM245 137H246L247 139H246ZM252 137H253L254 140L252 139ZM254 137H255V138H254ZM22 138H23V137H22ZM195 138H196V137H195ZM206 138H207V137H206ZM243 138H244V139H243ZM250 138H251V139H250ZM13 139H14V138H13ZM17 139H18V138H17ZM19 139H20V138H19ZM23 139H24V138H23ZM25 139H26V138H25ZM197 139H198V138H197ZM197 139H196V140H197ZM201 139H202V137H201ZM237 139H238V141H240L239 143H237ZM180 140H181V139H180ZM202 140H204V138H203ZM202 140H200V142H201V143L203 142L202 144L204 145L205 141H202ZM213 140H214V142H212V143H213V144H212L211 141H213ZM248 140H249V141H248ZM11 141H12V140H10V142H9L10 144H11ZM18 141H19V140H18ZM18 141L16 140L17 143H18ZM24 141H25V143L27 142V140H24ZM28 141H29V140H28ZM14 142H15V141H14ZM181 142H182V141H181ZM186 142H184V143H186ZM233 142H234V144L237 143V145H236V146H235V145L233 146ZM249 142H250V143H249ZM259 142H260V140H259ZM9 143L7 142L8 145H9ZM25 143L21 140L18 144L15 143V144H16V145H15L16 147H14V148H17V150L20 152V151H22V150H24V151L27 150V148H29V147H27V146L30 145V148H29V149H32V146H31L30 141L28 142L29 144L26 143L27 145H26ZM184 143H183V144H184ZM192 143H193V141H192ZM197 143H199V142H197ZM201 143H200V144H201ZM216 143H217V142H216ZM0 144H1V143H0ZM194 144H195V143H194ZM194 144L192 145V146H193L192 149L194 148ZM200 144H197V146H199ZM205 144H206V143H205ZM211 144H212V145H211ZM221 144H222V143H220V145H221ZM240 144H241V143H240ZM3 145H4V144H3ZM32 145H33V144H32ZM223 145H224V143H223ZM254 145H255V146H254ZM254 145L252 144V146L256 148V145H257V144L255 143ZM260 145L262 146V144H260ZM263 145H264V144H263ZM13 146H14V145H13ZM25 146H26V147H25ZM180 146H181V145H180ZM187 146L189 147V145L186 144V145H185V148H182V149H187ZM197 146H196V147H197ZM204 146H205V145H204ZM204 146H201V145H200L201 148L204 147ZM240 146H243V145H239V147H240ZM6 147H7V146H6ZM11 147H12V146H11ZM183 147H184V146H183ZM230 147H232V148L234 149V151H232V150H231L232 148L230 149ZM236 147H237V148H236ZM3 148H5V147H3ZM8 148H9V147H8ZM14 148H13V149H14ZM24 148H25V149H24ZM189 148H190V149H187L188 151L191 150V147H189ZM205 148H206V146L204 147V149L202 148L201 150H203L204 152H206ZM214 148H215V149L218 148L219 151H216ZM241 148H242V147H241ZM250 148H251V146H250ZM260 148H262V147H259V146H258L257 149H254V154H253V153H252V154H253V155L256 154V155H255V156H251V155H250V156H251V157H250L251 159H249V160H250L249 163L252 162V161H251V160H253L252 157H253V158L256 157V159H259V161H261L262 159H264V150H261ZM87 149H88V148H87ZM211 149H212V151L214 150V151L212 152L213 154L211 153ZM221 149H222V148H221ZM229 149H230V151L232 152V155H231V152H229ZM235 149H236L237 151H235ZM244 149H245V148H244ZM259 149H260V150H259ZM262 149H264V148H262ZM17 150H16V151H17ZM180 150H181V149H180ZM199 150H200V148H199ZM199 150H198V151H199ZM209 150H208V151H209ZM247 150H248V149H247ZM250 150H251V149H250ZM250 150H248V151H250ZM4 151H5V150H4ZM6 151H7V148H6ZM28 151H29V150H28ZM49 151H50V150H49ZM82 151H83V150H82ZM85 151H87V150H85ZM182 151H183V150H182ZM185 151H186V150H185ZM198 151H197V152H198ZM248 151H247V152H248ZM251 151H252V150H251ZM255 151H256V153H255ZM9 152H10V150H9ZM46 152L48 153V151H46ZM174 152H175V151H174ZM177 152H178V151H177ZM186 152H187V151H186ZM197 152H196V153H197ZM204 152H203L202 154H206V153H207V152H206V153H204ZM234 152H235V153H234ZM0 153H1V155H3V154H4V155L7 154V153H3V154H2V152H0ZM24 153H26V152H24ZM184 153H185V152H184ZM196 153H195V155H196ZM200 153H201V152H200ZM215 153H216V154H215ZM10 154H11V153H10ZM10 154H9V155H10ZM83 154H84V153H83ZM86 154L88 155L89 153H86ZM179 154H180V153H179ZM186 154H187V153H186ZM248 154H249V153H248ZM1 155H0V156H1ZM13 155H14V154H13ZM84 155H85V154H84ZM87 155H86V156H87ZM177 155H178V154H177ZM197 155H198V154H197ZM206 155H207V154H206ZM213 155H214V156H213ZM233 155H234V157H233ZM10 156H11V155H10ZM10 156H9L8 158H10ZM21 156H22V155H21ZM21 156H20V157H21ZM81 156H82V155H81ZM180 156H183V154H181ZM185 156H186V155H185ZM1 157H2V156H1ZM1 157H0V158H1ZM211 157H213V158H211ZM237 157H239V158H237ZM248 157H249V156H247V158H248ZM15 158H16V157H15ZM173 158H175V157H173ZM177 158H178V157H177ZM179 158H180V157H179ZM179 158L177 159V161L179 160ZM240 158H241V160H240ZM10 159L12 160V158H10ZM223 159H224V161H226L225 163H224V161H223V162L221 161V160H223ZM238 159H239V160H238ZM0 160H1V159H0ZM14 160H15V159H14ZM21 160H22V159H21ZM73 160H74V159H73ZM175 160H176V159H175ZM198 160H199L200 163L197 162ZM210 160H211V161H210ZM227 160H228V161H227ZM243 160H244V161L246 160V161L244 162ZM27 161L31 162L30 160H27ZM33 161H34V160H33ZM35 161H36V160H35ZM71 161H72V160H71ZM172 161H173V160H172ZM239 161H240V162H239ZM13 162H14V161H13ZM16 162H18V161L16 160ZM20 162H21V161H20ZM29 162H28V163H29ZM36 162H37V161H36ZM174 162H175V161H174ZM179 162H181V161H179ZM188 162H189V161H188ZM188 162H187V165H188ZM211 162H213V164H212ZM219 162H220V164H219ZM221 162H222L223 164H222ZM229 162L232 163V164H233V163H236V164H233V165H236V166H235V167L232 166V167H233V168H232V167H231V164H230ZM237 162H239V163H237ZM11 163H12V162H11ZM24 163H26V162H24ZM175 163H176V162H175ZM227 163H228V165H227ZM9 164H10V163H9ZM34 164H35V163H34ZM38 164H39V163H38ZM224 164H225V165H224ZM32 165H33L32 163H29V164H26V165L24 164L23 167H21L20 169H18L17 167H19V166H16V165L12 164L11 167H10V170H11V171H18V170H21V171H23V172L26 170L25 172H27L28 168L30 169V166H32ZM71 165H72V163H71ZM176 165H177V163H176ZM181 165H182V164H181ZM185 165H186V164H185ZM3 166H4V165H3ZM20 166H21V165H20ZM6 167H7V166H6ZM6 167H4V168H6ZM34 167H35V166H34ZM234 168H235V169H234ZM238 168H239V167H238ZM1 169H2V167L0 168V170H1ZM71 169H72V168H70V170H71ZM192 169L195 170L196 172H193ZM201 169H202L203 172H199V171H201ZM167 170H168V169H167ZM187 170H188V171H187ZM189 170H191V171H189ZM8 171H9V170H8ZM8 171H7V172H8ZM71 171H72V170H71ZM4 172H5V171H4ZM88 172H89V171H88ZM185 172H186V173H185ZM208 172H210V175L208 174ZM5 173H6V172H5ZM11 173H12V172H11ZM11 173H10V175H11ZM19 173H20V175L22 174V172H19ZM179 173H181V174L179 175L180 177H178V174H179ZM197 173H199V174L202 173V175H200V176H202V177H199V176L197 177ZM237 173H238V171H237ZM237 173H236V174H237ZM16 174H17V173H16ZM23 174H24V173H23ZM85 174H86V173H85ZM90 174H91V173H90ZM167 174H169V173H167ZM206 174H208V176H206ZM236 174H235V175H236ZM2 175H3V172H2ZM2 175H1V176H2ZM5 175H6V174H5ZM165 175H166V174H165ZM203 175L206 176L207 178H206V177H203ZM1 176H0V177H1ZM14 176H16V175H13L12 177H14ZM83 176H84V175H83ZM83 176H81V179H82V178H85V177H83ZM10 177H11V176H10ZM16 177H17V176H16ZM16 177H15V179H16ZM86 177H87V176H86ZM89 177H90V176H89ZM93 177H94V176H92V179H93ZM166 177H168V175H167ZM177 177H178L179 179H178ZM2 178H3V177H2ZM8 178H9V176H8ZM171 178H172V177H171ZM171 178H170V179H171ZM221 178H223V179H222V183H218V182L215 181V179H216V180H217V179H220V180H221ZM159 179H160V178H159ZM164 179H165V178H164ZM166 179H168V178H166ZM170 179H169V180H170ZM186 179H187V180H186ZM259 179H260V178H259ZM87 180H88V179H87ZM87 180H86V181H87ZM102 180H103V179H102ZM162 180H163V177H162ZM162 180H160V182H161ZM220 180H218V181H220ZM228 180H230V179H228ZM93 181H94V180H93ZM99 181L102 182L101 179H100ZM99 181H98V182H99ZM165 181H166V180H165ZM187 181H189L190 183L188 182V184H187ZM192 181H193V182H192ZM7 182H8V181H7ZM143 182H144V181H143ZM160 182H159V183H160ZM167 182H168V181H167ZM196 182H197V181H196ZM78 183H79V182H78ZM95 183H96V181H95ZM103 183H104V182H103ZM156 183H157V181H156ZM214 183H215V185H218V186H219L220 184H222V185H221V187H222L221 190L223 191L224 195L226 194L225 196H227V195L229 194V192H230V194L228 195V197H226V198L228 199V200L226 199L227 202L224 201V200H225V197H224L223 201H219V200H218L219 198L217 199V197H215V193H214V191H213V190H214V189H213ZM216 183H218V184H216ZM14 184H15V183H14ZM147 184H148V183H147ZM153 184H154V182L152 183V185H153ZM163 184H165V182H164ZM182 184H183V185H182ZM184 184H185V185H184ZM193 184H195V185H193ZM77 185H79V184H77ZM80 185H81V184H80ZM88 185H90V183H89ZM88 185H87V186H88ZM97 185H98V184H97ZM100 185H103V184L101 183ZM142 185H143V184H142ZM180 185H182V186H180ZM7 186H9V185H7ZM13 186H16V184L13 185ZM13 186H12L11 188H14ZM63 186H64V185H63ZM63 186H61V187H63ZM74 186H75V185H74ZM94 186L96 187V185H94ZM153 186H154V185H153ZM156 186H157V185H156ZM161 186H162V185H161ZM163 186L165 187V185H163ZM163 186H162V187H163ZM166 186H168V184H167ZM190 186H191V187H190ZM194 186H195L196 190L193 191ZM196 186H197L198 188H197ZM238 186H239V185H238ZM17 187H18V186H17ZM17 187H16V188H17ZM137 187H139V186H137ZM141 187H142V186H141ZM157 187H160V186L158 185ZM162 187H161V189H162ZM182 187H184V188H182ZM192 187H193V188H192ZM214 187H215V186H214ZM240 187H242V186H240ZM63 188H64V187H63ZM72 188H73V187H72ZM77 188H78V187H77ZM81 188H86V187H83V186H82ZM90 188L92 189V183H91V187H89V189H90ZM93 188H94V187H93ZM96 188H97V187H96ZM142 188H143V187H142ZM146 188H147V187H146ZM146 188H145V189H146ZM166 188H167V187H166ZM181 188H182V189H181ZM187 188H186V189H187ZM201 188H202V189H201ZM219 188H220V187H219ZM61 189H62V188H61ZM68 189H69V188H68ZM75 189H76V186H75ZM87 189H88V188H87ZM101 189H102V188H101ZM215 189H216V190H215V192H216L218 189H217V187H216ZM17 190H19V189H17ZM58 190H59V189H58ZM77 190H79V189H77ZM77 190H76V193H77ZM83 190H86V189H83ZM140 190L142 191V190H144V189H141V188H140ZM170 190H169V191H170ZM176 190H177V191H176ZM181 190H182V191H181ZM232 190H233V191H232ZM33 191H34V190H33ZM86 191H87V190H86ZM88 191H89V190H88ZM136 191H137V189H136ZM199 191H202V194H204V195H202L201 193H199ZM212 191H213V193H212ZM7 192H8V190H7ZM7 192L4 193V195H6ZM18 192H19V191H18ZM74 192H75V191H74ZM74 192H73V193H74ZM78 192H79V191H78ZM89 192H91V194H92V190H90ZM93 192H94V191H93ZM98 192H100V190H99ZM180 192H181L182 194H180ZM217 192H218V191H217ZM219 192H220V191H219ZM11 193H12V192H11ZM16 193H17V191H16L14 194H16ZM22 193H23V192H22ZM64 193H65V192H64ZM76 193H74V195H75ZM81 193H82V191H81ZM136 193H137V192H136ZM161 193H162V191H161ZM2 194H3V193H2ZM2 194H0V195H2ZM32 194H33V193H32ZM86 194H87V193H86ZM86 194H85V195H86ZM94 194H95V192H94ZM98 194H99V193H98ZM165 194H166V193H165ZM179 194H180L181 196H179ZM189 194H190V193H189ZM199 194H200V195H199ZM8 195H9V194H8ZM35 195H36V194H35ZM58 195H60V194L58 193ZM76 195H78V193H77ZM76 195H75V196H76ZM82 195H83V194H82ZM137 195H139V194H137ZM141 195H142V194H141ZM176 195H178V196H176ZM182 195H183V196H182ZM22 196H24V194H22ZM62 196H64V194H62ZM83 196H84V195H83ZM87 196H89V195H87ZM93 196H94V195H93ZM158 196H161V195H158ZM199 196H200V197H199ZM202 196H203V197H202ZM204 196H205L206 198H205ZM210 196H212L211 198H213V199L215 198V199L213 200V199L209 198ZM25 197H26V196H25ZM58 197H59V196H58ZM78 197H79V196H78ZM90 197H91V196H90ZM96 197H97V196H96ZM96 197H94V198H96ZM155 197H156V196H155ZM170 197H169V198H170ZM174 197H175V198H174ZM178 197H180V198H178ZM181 197H182V198H181ZM185 197H189V196H186V195H185ZM192 197H194V196H192ZM201 197L203 198L204 201L210 202V206H211L212 209L209 208L210 206L207 205V204H208L207 202H205V203H207V204H206L207 207H206V205H204V201L201 199ZM231 197H232V196H231ZM10 198H11V197H10ZM20 198H22V197H20ZM59 198H60V197H59ZM85 198H87V197L85 196ZM94 198H93V200H94ZM169 198H168L167 200H169ZM177 198H178V199H177ZM190 198H191V197H190ZM190 198H189V199H190ZM198 198H199L200 201L198 200ZM207 198H208V199H207ZM220 198H221V196H220ZM56 199H57V198H56ZM56 199H55V200H56ZM81 199H82V198H81ZM147 199H148V198H147ZM153 199H154L155 203L157 204L156 201H157L158 199H156V198H152V203H154V202H153ZM164 199H165V197H164ZM179 199H181V200H179ZM216 199H217V200H216ZM16 200H17V199H16ZM18 200H19V199H18ZM21 200L24 201V202H23V205H24L23 207H24V208H23L22 211H21L23 214L20 212V214H19L20 216H19V215H16V218H15V219L12 218L13 220H10V221H8V219H6V221H8V227L5 226L7 229H4V228H3L4 230L1 231L3 237H8V238L13 237V236H12V235H13V227H14L18 222H22V223H23V220L25 221L26 218H27V216H29V217L27 218V220H28V219L30 218V216H31V213H30V210H29V209H30V206L32 205V203H33L34 200H35L34 195L28 196L26 199L24 198V200H23V198H22ZM90 200H91V199H90ZM162 200H163V199H162ZM171 200H170V201H171ZM201 200L203 201V203H202L203 206H205V208L203 207L202 209H201V206H202V204H201ZM220 200H221V199H220ZM229 200H230V201H229ZM36 201H37V200H36ZM160 201H161V200H160ZM172 201H171V203H172ZM194 201H196V202L199 201L200 204H201V206L198 205L199 202H198V204H197V203L194 202ZM10 202H11V201H10ZM89 202H90V201H89ZM158 202H159V201H158ZM163 202H164V201H163ZM185 202H187V205H188V203H189L188 207H185V206H187ZM36 203H37V202H36ZM167 203H168V202H167ZM13 204H14V203H12V205H13ZM15 204H16V203H15ZM17 204H18V203H17ZM149 204H150V203H149ZM163 204H164V203H163ZM184 204H185V205H184ZM8 205H9V204H8ZM88 205H89V204H88ZM154 205H155V204H154ZM157 205H160V204H157ZM164 205H166V204H164ZM195 205H196V207L199 206V208H200L199 211H198V208H197V210H196ZM9 206H10V205H9ZM14 206H15V205H14ZM19 207H20V206H19ZM91 207H92V204H91ZM93 207H94V206H93ZM152 207H153V206H152ZM154 207L156 208V206H154ZM159 207H160V206H159ZM95 208H96V207H95ZM95 208H94V209H95ZM161 208H162V207H161ZM164 208H166V207H164ZM164 208H163V209H164ZM180 208H181L182 210H181ZM185 208H186V210H183V209H185ZM224 208H223V209H224ZM92 209H93V208H91V211H93ZM153 209H154V208H153ZM156 209L158 210V208H156ZM179 209L181 210L180 212H179ZM226 209L228 210V208H226ZM226 209H225V210H226ZM28 210H29V211H28ZM111 210H112V209H111ZM195 210H196V211H195ZM205 210H204V212H205ZM207 210H206V211H207ZM225 210H223V211H225ZM94 211H95V210H94ZM96 211H97V209H96ZM108 211H109V210L105 211V213L108 212ZM112 211H113V210H112ZM171 211H172V212H171ZM197 211H198V212H197ZM223 211H222V209H221V212H222V213H223ZM8 212H9V211H8ZM12 212H13V211H12ZM98 212H99V211H97V213H98ZM159 212H160V211H159ZM166 212H167V214H165ZM194 212H195V213H194ZM216 212H217V211H216ZM239 212H240V211H239ZM29 213H30V215H29ZM93 213H94V212H93ZM95 213H96V212H95ZM207 213H208V212H207ZM10 214H11V213H10ZM98 214H99V213H98ZM98 214H97V215H98ZM176 214H177V215H176ZM195 214H196V215H195ZM199 214H202V213L200 212ZM205 214H206V213H205ZM205 214H204V215H205ZM218 214H220V212H219ZM218 214H217V215H218ZM7 215H8V214H7ZM91 215H92V214H91ZM97 215H96V216H97ZM106 215H107V214H106ZM108 215H109V214H108ZM166 215H167V216H166ZM173 215H174V216H173ZM238 215H239V214H238ZM240 215H241V214H240ZM9 216H10V215H8V217H9ZM17 216H19V217H17ZM96 216H95V217H96ZM112 216H113V215H112ZM168 216H169V218H168ZM214 216H215V215H214ZM214 216L212 215V217H214ZM222 216H223V215H222ZM2 217H3V216H2ZM4 217H5V216H4ZM97 217H98V216H97ZM219 217H220V216H219ZM223 217H224V216H223ZM24 218H25V219H24ZM111 218H112V217H111ZM166 218H167V219H166ZM170 218H171V219H170ZM197 218H199V217L197 216ZM226 218H227V217H226ZM94 219H95V218H94ZM156 219H158V218H156ZM168 219H169V220H168ZM0 220H1V219H0ZM2 220H3V219H2ZM221 220H223V219H221ZM139 221H142V220H138V222H139ZM259 221H261V220H259ZM59 222H60V221H59ZM168 222H169V223H168ZM194 222H195V221H194ZM263 222H264V221H263ZM4 223H6V222H4ZM22 223H21V224H22ZM62 223H63V222H62ZM133 223H134V221H133ZM174 223H177V224H174ZM257 223H258V222H257ZM1 224H2V223H1ZM1 224H0V225H1ZM135 224H136V223H135ZM139 224H140V222H139ZM141 224H142V223H141ZM165 224H167V225L169 224V226L171 225V228H169V226L167 227V225H165ZM194 224L196 225V223H192V225H193V226L191 225L192 227H189V228L187 227V228L190 229V230H188L187 228H184V230H181L182 232H183V231L185 232V229H187V232H186V233L183 232V233H184L183 236H184V235L186 236V234H187V235L190 236L189 238H192V239H188V240H187L186 238H188V237L183 238V239L187 240L186 243H185V240H183L184 242L181 241V242H183V243L185 244L184 246H181V247H183V248H182L183 250H181V247H180L181 244H180V242H179V244L177 243V247H179V251H180V252L178 251V249H176V252H175V253H176V255H178V256H173L172 259H173L174 257H175V258H174L173 260H171L169 263H171V264H180V262H182L184 259H186V258H185L186 256L190 257V258H189L190 260H189V259H188V260H189L190 262H192V264H201V263H203V262H201V260L198 261V260L195 258V256H196L197 254H199V253H201V251H203L202 248H204V247H202V246L199 247L200 245L198 244L199 242L197 241V240L199 239V237L202 235V230H203V229L200 230L199 227H198L199 225H198L197 228H196V230H195L196 232H197V231H198V232L201 231V232H200L201 235H200V233H199L200 236H198L197 234H194V233L190 232V231L193 229V227H195ZM259 224H260V223H259ZM262 224H263V223H262ZM53 225L55 226L56 224L54 223ZM131 225H133V224H131ZM175 225H176V227L174 228L173 226H175ZM184 225H185V224H184ZM205 225H206V224H205ZM224 225H225V224H224ZM260 225H261V224H260ZM136 226H137V224L134 225V227H136ZM138 226H139V228H141L140 225H138ZM138 226H137V227H138ZM147 226H148V225H147ZM203 226H204V225H203ZM252 226H253V225H252ZM252 226H251V227H252ZM3 227H4V226H3ZM57 227H58V226H57ZM57 227H56V228H57ZM60 227H64V225H63V226H60ZM161 227H159V228H161ZM181 227H182V226H181ZM201 227H202V225H201ZM211 227H212V226H211ZM255 227H257V226H255ZM255 227H254V229H255ZM259 227H260V226H259ZM259 227H257V230H256V231H255L254 229H253V230L257 233L259 229H260V231L262 230V228H259ZM261 227H262V226H261ZM0 228H1V227H0ZM16 228H17V227H16ZM56 228H55V229H56ZM65 228H66V227H65ZM65 228H64L63 230H65ZM67 228H68V227H67ZM67 228H66V229H67ZM131 228H133V227H131ZM131 228L129 229V227H128L127 229L131 230ZM172 228H173V229H172ZM263 228H264V226H263ZM1 229H2V228H1ZM61 229H62V228H61ZM110 229H111V228H110ZM147 229H149V227H147ZM164 229H163V230H164ZM194 229H195V228H194ZM197 229H199L200 231L197 230ZM205 229H206V228H205ZM14 230H15V229H14ZM132 230H133V229H132ZM134 230H136V229H134ZM145 230H146V229H145ZM172 230H174V232H173ZM251 230H252V229H251ZM66 231H67V230H66ZM110 231H111V230H110ZM117 231H118V230H117ZM161 231H162V230H161ZM169 231H172V233L169 232ZM204 231H205V230H204ZM254 231H252V233H255ZM135 232H136V231H135ZM163 232H162V233H163ZM167 232H169V235L167 234ZM205 232H209V233H211L209 230H208V231H205ZM249 232H250V230H249ZM262 232H264V231H262ZM61 233H62V232H61ZM112 233H113V231H112ZM115 233H116V232H115ZM252 233H251V234H252ZM256 233H255V234H256ZM23 234H24V233H23ZM54 234H55V233H54ZM59 234H60V233H59ZM255 234H254V235H255ZM261 234H262V233H261ZM0 235H1V234H0ZM178 235H180V234H178ZM210 235H211V234H210ZM25 236H27V235H25ZM63 236H64V235H62V237H63ZM160 236H161V235H160ZM164 236H165V235H164ZM169 236H171V238H170ZM176 236H177V235H176ZM181 236H182V235H181ZM251 236H252V235H251ZM251 236H250V237H251ZM259 236H260V235H259ZM16 237H17V236H16ZM54 237L56 238V236H54ZM161 237H162V236H161ZM197 237H198V238H197ZM206 237H207V236H206ZM255 237H256V236H255ZM261 237H262V236H261ZM261 237H259V239H262V240H263V238H261ZM263 237H264V234H263ZM8 238H7V239H8ZM55 238H54V240L57 239V238H56V239H55ZM58 238H59V237H58ZM93 238H95V237H93ZM93 238H91V239H93ZM97 238H98V237H97ZM156 238L158 239V237H156ZM162 238H164V237H162ZM200 238H201V237H200ZM202 238H203V237H202ZM208 238H209V236H208ZM210 238H211V237H210ZM14 239H16V238H14ZM50 239H51V238H50ZM61 239H63V238H61ZM165 239H166V238H165ZM167 239H166V240H167ZM252 239H253V238H252ZM259 239H258V240H259ZM210 240H211V239H210ZM210 240H208V239L206 238V241H210ZM221 240H223V239L221 238ZM226 240H228V238H227ZM230 240H231V239H230ZM253 240H256V238H254ZM258 240H257V241H258ZM89 241H90V240H89ZM3 242H4V241H3ZM11 242H13V241H11ZM57 242H58V241H57ZM57 242H56V243H57ZM86 242H87V240H86ZM91 242L93 243V241H90V244H91ZM94 242H95V240H94ZM159 242H161V241H159ZM196 242H197V244H198L199 246L196 244ZM204 242H205V241H204ZM210 242H211V241H210ZM1 243H2V242H1ZM4 243L6 244L7 242H4ZM9 243H10V242H9ZM95 243H96V242H95ZM183 243H182V244H183ZM212 243H213V240H212ZM212 243H211L210 245H213ZM259 243H260V241H259ZM83 244H87V243H83ZM88 244H89V242H88ZM172 244H173V242H172ZM216 244H217V243H215V245H216ZM260 244H261V243H260ZM262 244H263V243H262ZM2 245H3V243H2ZM7 245H8V244H7ZM120 245H121V244H120ZM150 245H151V243H150ZM150 245H148V246H150ZM162 245H164V244H162ZM205 245H207V244H205ZM85 246H87V245H85ZM89 246H90V245H89ZM160 246H161V245H160ZM256 246H257V245H256ZM256 246H255V247H256ZM261 246H262V248H260ZM5 247H6V245H5ZM53 247H54V246H53ZM81 247H82V244H81ZM87 247H88V246H87ZM118 247H119V245H118ZM158 247H159V246H158ZM79 248H80V246H79ZM82 248L84 249L85 247H82ZM90 248H91V246H90ZM144 248H145V247H144ZM155 248H156V247H155ZM205 248H206V247H205ZM209 248H210V247H209ZM257 248H258V247H257ZM88 249H89V248H88ZM88 249H86V250H88ZM148 249H149V248H148ZM201 249H202V250H201ZM207 249H208V248H207ZM207 249H205V250H207ZM11 250H12V248H11V249L8 248V249H6L4 252H5V254H8V255H9V254L12 252ZM79 250H80V249H79ZM84 250H85V249H84ZM92 250H93V249H92ZM101 250H102V249H101ZM114 250H116V249H114V248H113V250H109V249H108V252L110 251L109 253H110L111 256L114 255V254L116 255V253L119 252V251H117L116 253H114V252H115ZM119 250H120V248H119ZM142 250H143V249H142ZM161 250H162V249H161ZM170 250H171V249H170ZM189 250H190L191 252H192V251H193V252L190 253V252H188ZM230 250H231V249H230ZM236 250H238V249H236ZM0 251H1V250H0ZM13 251H14V250H13ZM52 251H55V250L52 249ZM150 251H151V250H150ZM150 251L148 250V253H149ZM156 251H157V250H155V252H156ZM168 251H169V250H168ZM174 251H175V249H174ZM174 251H173V252H174ZM177 251H178V253H177ZM184 251L186 252V254H185L186 256H185L184 254H181V253L184 252ZM241 251L243 252L244 250H241ZM248 251H249V253L246 255L247 257H245V256H244V257H243V256L240 257L241 255L238 256V257H237V256L235 257V255H233L234 253L232 254V253L229 252V253H228L229 255L227 254V255L223 256L224 259H223L222 261H220V263L222 262V264H226V263H228V264H229V263H230V264H264V245H260L259 248H258L257 250H254V251H253V250H252V251H251V250H248ZM250 251H251V253H250ZM64 252H65V251H64ZM101 252H102V251H101ZM105 252H106V250H105ZM153 252H154V251H153ZM153 252H152V253H153ZM161 252H162V251H161ZM169 252H170V251H169ZM185 252H184V253H185ZM194 252H195V253H194ZM198 252H199V253H198ZM231 252H234V251H231ZM58 253H59V251H58ZM58 253H57V254H58ZM98 253H99V252H98ZM148 253H146V255H147ZM179 253H180V254H179ZM50 254H51V253H50ZM91 254H92V253H91ZM99 254H100V253H99ZM99 254H98V255H99ZM140 254H143V253H140ZM159 254H161V253H159ZM162 254H164V253L162 252ZM173 254H174V253H172V255H173ZM187 254H189V255H187ZM193 254H194V255H193ZM195 254H196V255H195ZM201 254H203V252H202ZM235 254H236V253H235ZM0 255H3V253H0ZM95 255H96V254H95ZM95 255H94V256H95ZM100 255H101V254H100ZM179 255H184V259L182 260L183 257L180 258L181 256L179 257ZM237 255H238V254H237ZM5 256H6V255H5ZM46 256H47V255H46ZM60 256H61V254H60ZM67 256H68V254H67ZM67 256H66V257H67ZM88 256H89V255H88ZM102 256H103V255H102ZM104 256H105V255H104ZM116 256H117V255H116ZM116 256H115V257H116ZM139 256H141V255H139ZM143 256H144V255H143ZM160 256L162 257V255H160ZM167 256H168V255H167ZM167 256H166V257H167ZM197 256H199V255H197ZM202 256H203V255H202ZM44 257H45V256H44ZM61 257H62V256H61ZM71 257H72V256H71ZM71 257H70V258H71ZM92 257H93V255H92ZM95 257H97V256H95ZM99 257H100V256H99ZM105 257H106V256H105ZM109 257H110V256H109ZM109 257H108V258H109ZM149 257H150V256H149ZM156 257H158V256H156ZM188 257H187V258H188ZM192 257H193V258H192ZM239 257H240V258H239ZM4 258H6V257H4ZM64 258H65V257H64ZM90 258H91V257H90ZM93 258H94V257H93ZM97 258H98V257H97ZM110 258L112 259L113 256L110 257ZM179 258H180V259H179ZM0 259H1V258H0ZM48 259H49L50 261H51V259H52V262H53V263L55 262V261H53V260L55 259V258L53 259V257H52L51 259H50V257H48L47 260H48ZM105 259H106V258H105ZM154 259H155V258H154ZM40 260H41V259H40ZM47 260H44V261H46L45 263L42 262V261H41V262H42L43 264H49V262H48ZM107 260H109V259H107ZM114 260H115V259L113 258L112 261H114ZM137 260H139V259H137ZM140 260H141V263H142V261L145 260V259H143V260L140 259ZM180 260H181V261H180ZM188 260L186 259V262H187ZM220 260H221V259H220ZM155 261H156V260H155ZM158 261H159V260H158ZM179 261H180V262H179ZM210 261H211V260H210ZM214 261H215V260H214ZM217 261H218V260H217ZM217 261H216V264H220V263H217ZM41 262H40V264H41ZM63 262H64V260H63ZM63 262H61V264H62ZM93 262H94V260H93ZM146 262H147V260H146ZM152 262H153V261H152ZM186 262H185V263H186ZM218 262H219V261H218ZM224 262H225V263H224ZM36 263L39 264V262H37V260H36ZM53 263L50 262V264H53ZM67 263H68V260H67ZM89 263H91V262H89ZM138 263H140V262H138ZM138 263L136 262V264H138ZM143 263H144V261H143ZM143 263H142V264H143ZM150 263H151V262H150ZM150 263H149V264H150ZM153 263H154V262H153ZM185 263L183 262L182 264H185ZM187 263H188V262H187ZM206 263H207V262H206ZM206 263H205V264H206ZM56 264H57V263H56ZM64 264H65V263H64ZM78 264H86V263H85L84 261H79ZM144 264H145V263H144ZM188 264H191V263H188ZM211 264H212V263H211Z\"/></svg>",
  "mask_w": 264,
  "mask_h": 264
}]
</instances>
